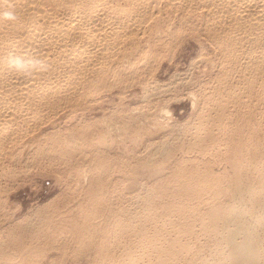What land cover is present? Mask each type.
I'll return each instance as SVG.
<instances>
[{
    "label": "rangeland",
    "instance_id": "obj_1",
    "mask_svg": "<svg viewBox=\"0 0 264 264\" xmlns=\"http://www.w3.org/2000/svg\"><path fill=\"white\" fill-rule=\"evenodd\" d=\"M159 1H161V2H159ZM202 1H204V0H202ZM121 2L123 3V0ZM167 4H168V7H166ZM157 5L159 6V8L156 7L153 14L150 16V18H148L149 20H151V18L153 20L155 19V21L152 20L153 21L152 22V21H149L147 19L148 23H146L147 22L146 21L145 22L146 25L141 24L142 25L141 27L143 28L144 32L140 33V37L143 35V33L146 36H143L141 38H137V39H135L136 41L135 40H129V38H127V39H125L126 42H124L123 45L121 46L122 50H125L128 52L131 51V53L133 55L135 54L136 56H138L139 52L141 51L139 57L141 59H142V57H144L145 60L142 61L144 59L143 58L141 60L142 63L139 62L138 60H133V61L138 62V64L141 63V66H142L141 68H139L140 64L138 65L136 62L131 67V65L128 64L129 61L128 60L125 61L126 59H128L127 57H123V59H122L121 56H119V58H121V61H119L120 59L119 60L116 59V61H119L122 65H124L123 64L124 62H126V63L128 62L127 64H125L123 66L124 68L121 67L122 73L119 72L117 74V72H115V74L119 75L118 76L119 78L116 77L117 75L113 74L114 73L113 69L116 68L115 66H113L114 63L116 62V61H114L112 63V67H110L111 71L109 69L108 74H106L107 76L105 75L106 77H108V79L104 76L103 79H105V80L102 79V82H104V83H102V85L101 84L96 85V86L91 85V86H89L90 87L89 92L86 93V91H84L83 92L84 94L80 93V95L79 94L74 95V98L72 99L73 102L75 100H78L79 97H82V98H79L80 100L74 102L75 106H73L72 100L71 101L68 100L69 102L67 101L65 103H62L63 105L60 104L61 108L60 109L57 108L59 110L57 111V109H56L55 110V112L57 111L56 113L53 111V112H50L49 114H47V116L45 114L40 118H36L34 120L35 122H33L32 119H31L32 122H31V120L28 121L25 125L22 126L23 132H22L21 128L16 129V130L13 129V131H11L12 133H10V134H12L11 137L4 142L5 145H3L4 147H2V150H1L2 152H0V155H1L0 156L1 157L0 158V167L2 168V170L0 168V188H1L0 189V196L1 195L3 196V197L1 196V198H0V200H1L0 201L1 202L0 203V216H1L0 219L2 221V222L0 221L1 222L0 225L1 226L4 225L3 226L4 230L0 226L1 227L0 232L3 230L1 232V234L3 236L0 235V238H1V240H4L5 238L8 240L11 238V235H12V237L14 239V236L16 234L17 235L15 236L16 237L15 240H12V242L14 241L13 244L11 243L12 238L8 241L5 239L4 242L0 240V245L3 246V247H1V249L4 250V253L6 252V254H4L3 256H9V257H5V258H0V260L2 259L1 260L2 262H0V264L1 263L5 264L6 262H7L6 264H11V263L12 264H14V263L15 264H28V263H30V264H33V263L34 264H117L118 262H119L118 264H120V263L121 264H125V263L126 264H141L142 262H144V260L146 261V259H149V258H150V261L151 260L154 261L158 258V256L163 260L162 264H198V263L204 264V261L211 262L213 260L212 256L214 254L213 253L214 251L211 250V248H213V246H214L213 244L215 243L214 240H216L217 234L215 231L212 232L208 228V222L210 220L209 215L211 212H213L214 210L217 209V205H218L217 202L219 201V199L220 200H226L230 196L229 192H226L224 190H226L228 188V186L232 180L231 175L233 174L234 164L239 160L238 154L239 153L245 154L247 152L245 150H248L250 147L249 151L241 158V160H242L243 158L246 157V160H249V159H251V157H253L252 152L253 151L256 152L255 150H257L258 153L257 154L254 153V157L252 159L257 157V160H259V163H260L259 166L263 165V166H261L260 169H261V171L264 172V169H263L264 164L262 163V162H264V158L260 157L262 155L263 150H264L263 149L264 148V145H263L264 142H262L260 144L261 140H264V136H263L264 135V123L262 122V120L264 119V95L262 94V92L264 91L263 90L264 89V86H263L264 85V81H263L264 73L261 72L260 76H256L255 77L256 80L254 78L256 83L254 81L255 84L253 83L254 85L250 86V87H252V89L250 87H248L250 89H247L245 82H243L242 78L238 77L236 75V72H235L236 69L234 67L228 66L231 64V62L228 60L227 61L228 64H227V62L224 61L225 59H223V57H222L223 56L222 54L224 52H222L220 47L217 45V42H215L216 40L213 39V37L212 38L210 37L213 33L212 30H214V32L219 31L221 26H222L221 24H223V23H221V21L219 19L220 16L217 13L213 12L214 7L213 8L211 7V6H213V3L210 4V6H209L210 8L207 7L208 4L206 6H201V4H199V6L198 5L196 6L197 8L191 6V8H188V10L183 9L186 11V13L183 12V10H181V9H174V8H172V6L170 7V4L167 2V0H158ZM163 7H165V9L167 8L168 10L167 9L165 10ZM162 8L165 10L164 13H163L164 10ZM203 8H204V10H203ZM208 8L213 9V11L212 10L209 11ZM207 9L209 12H207ZM195 10H197L198 12ZM175 11L176 12L178 11L179 13H176ZM180 11H182L184 14H182V12H180ZM187 11H188V13H187ZM193 11H195V12L192 13ZM166 13H167V15H166ZM173 13H175V14L173 15ZM158 14H160L159 16H161V17H159ZM186 14L189 16L184 18L183 16L184 15L187 16ZM213 14L216 17L215 19H214V17L211 16ZM215 14H217V16ZM168 15H170V16H168ZM204 15H207V17ZM171 16H173V17H171ZM178 16H179V18H178ZM157 17H159V18H157ZM166 17L167 18L169 17V18L167 19ZM161 18L162 19L166 18L167 21H166V19H164V21H163V20H161ZM177 19H178V21H177ZM179 19H181V20H179ZM182 19L186 24L188 23L189 25L187 26L186 24H184ZM185 19L186 20L188 19L187 20L188 22L185 21ZM212 19H214L215 21ZM162 21H163V23H162ZM200 21H203V22H200ZM209 21H213V22L208 23ZM214 22H216V23H214ZM191 23L194 25H192ZM153 24H155V25H153ZM156 25L159 27V29H158V27L156 28ZM170 25H171V27H170ZM181 25H182V27H181ZM204 25L205 26L207 25V26L205 27ZM153 26H155V28H153ZM166 26H168L170 28L169 29L170 31L168 30V28ZM190 26H192V27H190ZM197 26H200V27L197 28ZM160 27H161V29H160ZM164 27H166V28H164ZM177 27H179V28H177ZM208 27H209V29H208ZM193 28H195V29H193ZM149 29L151 30L152 34L149 33V31H150ZM177 29H181L182 31L180 32V30H178L180 32L179 33L177 31ZM216 29H218V30H216ZM155 30H158L159 33L157 31L154 32ZM171 30H174V32L177 31V33H175V35L177 34V39H176V36L174 35V32ZM200 30H202L204 33L201 32ZM210 31H212V32H210ZM205 32H207V33L210 32L211 35H207ZM165 33H167V34H165ZM170 33L174 36L175 41H173L172 35L169 36ZM195 33H197V34H195ZM155 34L158 36H156ZM164 34L167 37L168 36L171 37L170 39L172 40V42L168 41L170 39L166 38V36ZM178 34L179 35L182 34V35H180L178 37ZM154 35L156 37H154ZM160 35L164 36V37H161ZM164 38H166V39L164 40ZM151 39H153V40H151ZM137 40H139V41H137ZM155 40L158 41V43ZM147 41H148V43H151V44L154 41L153 42L154 44H152V45L150 44L148 46ZM165 41H166V43H165ZM144 42H146V43L144 44ZM173 42H174V45L172 44ZM139 43H140V45H139ZM160 43H163L164 46H165V44H166V46L168 44H170L169 45L170 49H169V46H167V47L165 46L166 47L165 48ZM157 44H159V45H157ZM136 45H138V47L135 48ZM141 45H143L144 48H141L142 47ZM153 45H155L156 47ZM160 45L163 46V48ZM145 46L147 48H145ZM123 47H125V49H123ZM150 47L153 49H151ZM135 49H137V50H135ZM147 49H150L149 51H151V52L149 53L147 51ZM157 49H159L160 51ZM142 50H143V52H142ZM155 50H157V51L155 52ZM146 51H147V53H146ZM158 51L161 53H159ZM148 53L151 55L153 54L154 56H151V57L152 58L154 57V59H151L150 56L148 55ZM155 53L158 54V56H159L158 58H157ZM145 54L148 57L145 56ZM220 54H221V56H220ZM141 55H142V57H141ZM208 55H209V58H208ZM201 56L206 57V58L201 59L200 58ZM139 57H138V59H140ZM149 58L151 59V61H149L150 60ZM193 58L194 59L197 58V60H199V61H196V59H195V62H194ZM220 59L224 63L222 61H220ZM148 61H149V63H148ZM153 62H155L156 64L155 63L152 64ZM120 63H119V65H120ZM220 63L223 64L222 66H224V65L225 66L223 68L221 67V69H222V70L220 69L221 71H218V69L220 68L219 65H221ZM136 64H137V66H136L137 70L135 67ZM149 65L150 66L152 65V66L150 67ZM126 66H128V67H126ZM145 66H147L148 69L150 67V69L148 70L147 68H145ZM228 67H230L231 69ZM127 69H132V70L130 71ZM211 69H212V73L210 72ZM226 69H229V70L226 71ZM124 70H126V73L124 72ZM185 70L186 71L188 70V71L185 73ZM138 71H139V73H138L139 75H137ZM182 71H184V72H182ZM228 71H230L232 73H230ZM146 72L147 73L152 72L151 74L153 76L151 74L150 75L147 74ZM174 72H175V74H174ZM219 72L226 73V75L223 74V76H227V77H224V79H223V77L218 75V74L222 75V73H219ZM233 72H235V73H233ZM127 73L129 74L128 76L131 75L132 77L130 76L128 78ZM184 73L186 74V76L184 75ZM124 74H126V76ZM172 74H174V75H172ZM177 75H178V77H177ZM123 76H125L127 78L125 79V77H123ZM139 76H140V78H138ZM150 76H152L154 78H152V77L150 78ZM209 76H210V78H209ZM216 76L220 77V80L218 79L219 81H217L215 79V78H217ZM180 77H181V80H179ZM229 77H231V78L238 77L240 79V81H237V84H236L238 87L236 86V87H234L236 89H233L235 94L232 91L229 94L230 97L233 96V94L235 96V97H231L230 100H229V98H227L229 96H226V94H225V91H229L230 88H233L232 84H231L232 82H230L231 80H229L231 78H229ZM257 77H259V78H257ZM120 78H122V82L119 81L120 85L115 84L118 82V80H121ZM131 78H133V80ZM144 78L147 79V83H146V80H144ZM175 78H177V79L174 80ZM185 78H187V79L184 80ZM212 78H213L214 82L212 81ZM111 79H113L114 81ZM129 79L132 81H135V83H136V80L137 81L140 80L142 83L140 85V82L138 81L139 83H137L138 85H136L134 82L132 83V81H130ZM150 79L153 81H150ZM106 80H108V81L110 80L112 84L108 81L106 82ZM128 80H129V82H128ZM148 80L150 83L151 82L153 83L156 80L155 81L156 83L157 82L159 83L161 81L160 84L161 83H163V84H161V86H160V84H156L154 82L155 85L151 83L152 84V87H151L150 86L151 84H149ZM164 80H169L170 82H168V81L164 82ZM234 80L236 81V78ZM234 80H232V81L234 82ZM209 81H211L212 83L209 84L210 83ZM221 81L228 82L229 84L223 83ZM143 82H144V84H143ZM241 82L244 84H242ZM106 83L107 84L110 83L111 87H113V89L110 87V85H108V87H106L107 85L103 86V84H106ZM122 83H123V85H122ZM129 83H130V86H129ZM221 83L227 84V85L225 86ZM238 83H239V85H238ZM165 84H167L168 87L165 86ZM215 84H217V85H215ZM241 84H242V86H241ZM259 84L263 86L262 89H260V87H262V86H258ZM169 85H171V86H169ZM205 85H207V86L205 87ZM208 85H210V86H208ZM211 85L214 87L213 88L214 90L216 89L215 91L212 89ZM244 85H245V87L243 88ZM114 86H117V87H114ZM148 86H149V88H148ZM153 86L155 88L157 87L156 89H159V90H155V92H153L156 94H153V93L148 94V93L152 92L151 90L155 89ZM217 86H218V88H217ZM223 86H224V89L221 90V88H223ZM144 87L146 88L145 89L146 91H144V89H143ZM159 87L161 88V90ZM122 88L124 89L123 92H122V90H123ZM203 88H204V91L206 90L204 93L201 92V91H203ZM103 89H104V91H103ZM211 89H212V91H211ZM218 89L221 91H218ZM225 89H227V90H225ZM244 89H246V90H244ZM93 90H95V92ZM96 90L98 92L100 90L101 91H100V93H98V92L96 93ZM119 90H121V91H119ZM147 90H149V92ZM209 90L211 91V93ZM223 90H224V92H223ZM240 90H243L241 92L242 95H240V93H239ZM248 90H250V91L248 92ZM261 90H263V91L260 94ZM188 91L191 93L190 96L187 95V94H189ZM236 91L239 94V96H241L240 97L241 99L239 98V96H237ZM120 92H122V93H120ZM219 92L221 93V97H223V99L220 97ZM258 92H259L260 96L262 95V97H260L258 95ZM197 93L199 96L195 95ZM208 93H210L212 96ZM142 94L145 96H143ZM202 94H205V96H203ZM213 94H215L214 97L217 96L218 94L219 95H218V97L213 98ZM146 95H148V96L146 97ZM193 95H194V97H193ZM206 95H208L207 96L208 98L206 97ZM248 95H249V99L247 98ZM77 96H78V98L76 99L75 97H77ZM200 96H202V99ZM236 96L239 98V100H234V99H238ZM254 96H256V97H254ZM96 97H98V98H96ZM143 97H144V99H143ZM203 97H206V100ZM211 97H212L213 101L210 100ZM219 97H220V99H219ZM242 97H244L243 100L246 101V102H244L245 104L247 103L246 105H244L242 103V101H243ZM258 97H259V99H258ZM217 98H218V100H216V101L221 102L224 105L225 109H222L220 107L221 105H219V102H217L218 104H214V102L216 103V101L214 99H217ZM250 98L252 101L250 100ZM255 98H257V102H256V100H255V102H253ZM83 99H85V100H83ZM193 99H195V102L198 100L200 103L199 102L195 103L193 101ZM95 100H96V102H94ZM203 100H205L206 103ZM209 100H210V102H209ZM249 100H250V102H249ZM228 101H230L232 104L230 105V103ZM237 101L239 102L238 104H237ZM87 102H88V104H90L89 105L90 107H88V104H86ZM92 102H94L93 105H92ZM201 102H202L203 106H201ZM208 102H209V104H208ZM233 102L236 103L237 105H234ZM204 103L208 106H204L205 105ZM255 103H256V105H255ZM259 103H261V104H259ZM70 104H72V105H70ZM241 104H243V105H241ZM79 105H81V106L79 107ZM196 105H198V106H196ZM232 105H233V107L235 106V109H237V110H234ZM69 106H72V108ZM162 106H164V108H162ZM165 106L167 109L166 114H164L165 113V111H164ZM86 107H88V108H86ZM200 107H202V109L204 108L205 110L203 109V111H201L202 109ZM213 107H214V109H213ZM243 107L244 108L246 107L247 110L249 109L251 112L249 110H248L249 112H247L246 108L244 109ZM254 107L257 109H254ZM81 108H83V110ZM209 108L212 109V112L215 113L214 114L215 116L214 115L212 116V112L210 111ZM219 108H221V109H219ZM231 108H232V110H230ZM251 108H252V110H251ZM71 109H74V110L70 111ZM78 109H80V110H78ZM158 109H160L159 110L160 112L157 111ZM207 109H209V110H207ZM226 109H227V111H226ZM238 109L241 110V112L240 111L238 112ZM197 110H199V112H197ZM213 110H215V111H213ZM161 111H163L164 113H162ZM204 111H206V112H204ZM207 111L210 112L211 115L209 113H207ZM232 111H235L234 114ZM196 112H197V114L199 113L197 118H195ZM219 112H221V113L223 112L222 114H224L223 115L224 117L220 116V119L218 118L219 120H221V123H219V121L215 122L216 116L221 114ZM237 112H238V114H237ZM67 113H69V114H67ZM241 113H243V116L240 115ZM71 114H73V115H71ZM225 114L228 115V117ZM231 114H232V116H231ZM52 115L55 117H52ZM103 115H105V117ZM106 115L109 118L107 120V122L110 121L111 116H112L111 121H114V122L110 121L111 122L110 125H109V123L104 122V120L106 121V119H105L107 117ZM234 115L237 118L234 117ZM239 115H240V117H239ZM244 115H246V116H244ZM48 116L50 119L48 118ZM65 116H67V117H65ZM69 116H71V117H69ZM200 116H201V118L203 117V119L200 118L201 121L199 122L198 117H200ZM207 116L209 118H206ZM254 116H255V118H253ZM98 117H100L102 120H100V118H99L97 120L98 121L97 122L95 119H97ZM102 117H104V118H102ZM211 117H212V121L210 119ZM213 117H214V120H213ZM229 117H231V118L233 117V119H231L232 121L229 120L230 119ZM238 117L240 119L242 117V119L245 122H243V120L241 119L242 124H240V120ZM224 118L225 119L229 118V119L226 121ZM246 118L248 120L247 121L248 124H246L247 123ZM256 118H258V119L256 120ZM196 119H197V121H196ZM206 119H210V120H206ZM235 119H237L236 120L237 122L234 121ZM260 119H261V121H259ZM90 120H91V122H94V120H95L93 125L90 123ZM249 120L253 123L250 125L251 128L249 126H247L251 123ZM40 121H42L43 126H42ZM63 121H64V123H63ZM101 121H102V123L104 122V124H108L109 125L108 128H106L107 125L103 126V129H104L103 130ZM195 121L197 122V124L199 123L198 125H200V127L196 128ZM79 122L82 125H80ZM84 122H85V125L88 122L90 124L88 123L87 126L84 125V127H85L84 128L83 127ZM187 122L189 124L191 123V127H188L189 124ZM210 122H211V124H210ZM257 122H259V124ZM260 122H261V124H260ZM33 123H35V124L33 125ZM97 123L100 125L99 126L96 125V128H95L94 124H97ZM112 123L114 124L113 126H112ZM115 123L117 125H115ZM193 123H194V127L196 128V130H195V128H193V125H192ZM212 123H215L214 124L215 126H213V127H215L214 129H211L212 128L211 125H213ZM234 123H237L239 126H237V124H234ZM39 124H40V126H39ZM73 124H75L76 126ZM118 124H119V127H121V128L123 127V128L118 129L117 128ZM203 124L205 126H203ZM207 124H209V126ZM217 124L221 125L222 128L219 127ZM254 124H255L256 128L254 127ZM36 125L38 126V129H37ZM72 125L75 127H73ZM224 125L227 128H225ZM259 125H262V128ZM29 126H31V127H29ZM66 126L68 127L67 128L68 132H70V133L72 132V136H70L71 138L68 137L70 135V133L66 132V128H65ZM71 126L73 127V129ZM77 126L79 127V129H77L78 128ZM81 126L83 128H81ZM97 126H98V128H97ZM206 126H208V127H206ZM216 126H218L219 129ZM32 127H33V129H32ZM69 127H70V129H69ZM86 127L87 128L93 127V128L92 129L89 128L90 131H88V132L86 131L84 133V131L87 130ZM240 127H245V128L241 129ZM52 128L55 130H53ZM58 128H60V129H58ZM63 128L65 129L66 134H65V132H63L64 131ZM75 128L77 130H79L81 133L84 129L85 130L83 131L82 134H80V136L78 134V136L76 137L77 138L76 140H73V136H76L77 133H80L78 131L76 132ZM94 128L99 133L94 131L93 130ZM231 128H232L233 132H232ZM236 128L238 129V131ZM253 128L257 129V131L260 130L259 131L260 133H257V131L255 129H254L255 130V132H254V130H252ZM258 128H259V130H258ZM30 129H32V130L30 131ZM44 129L45 130L47 129V130L45 131ZM56 129H58V130L56 131ZM100 129H102V130H100ZM202 129L203 130L205 129V130L203 131ZM215 129H218V130H216L217 132L215 131ZM239 129H240V132H239ZM249 129L251 130V132ZM261 129H263V131ZM48 130L50 133H48ZM50 130H52L54 134ZM206 130H207V132H206ZM228 130L231 133L228 132ZM18 131H21V132H18ZM43 131H45L44 132L45 134H43ZM59 131H61V133ZM101 131L107 132L106 133L107 135L105 133H102L104 135V137H105V135L107 136V137H105V138H107L106 141L104 139L105 142H102V144L105 143V144H103V146H102V144L99 145L100 143L96 142L97 141L96 137L101 135ZM193 131H195V132L197 131L195 136L193 134L194 133ZM209 131H211L210 132L211 135L215 136V138L212 139L213 138L212 137L211 139L205 140L204 146L199 145V147H198V144L200 143L201 138L202 139H203V137L206 138V136H207V138H210ZM223 131L226 134L227 133L228 134L226 135ZM246 131H249V132H246ZM24 132H26V133H24ZM58 132L61 135H57V134H59ZM94 132H96V134ZM202 132H204L205 134L208 133L209 135L208 134L203 135L204 133H202ZM220 132H223V134H221ZM51 133H52V135H51ZM55 133H56V135H55ZM73 133H75V134H73ZM86 133L88 134V136ZM90 133H93L92 135H94V134L96 135L95 136L96 141L92 140V139H94L93 138L94 136L92 137V135H90ZM239 133H241V134H239ZM247 133H251V134L248 135ZM48 134H50V135H48ZM63 134H65V136H63ZM216 134H218V135H216ZM254 134L257 136L259 135L258 138ZM44 135H48L49 137L44 136ZM66 135H68V136H66ZM189 135L194 136L195 138L190 137ZM196 135L198 137L199 136H201V137L198 138ZM13 136H15V137H13ZM26 136H28V137H26ZM36 136H37V139H39V138L40 139L39 140L35 139ZM50 136H52V137H50ZM59 136L61 138L58 140H55V139L59 138ZM216 136H218V137H216ZM235 136H239L240 138L235 137ZM247 136H249L248 141H247ZM32 137H33V139H31ZM54 137H56V138H54ZM83 137H84V139H83ZM187 137H190V138L188 139ZM223 137H224L225 141L223 140ZM228 137L229 138L233 137V138H231L233 140V143L231 142V139L228 140L229 139ZM261 137H262V139H260ZM13 138L15 139V141H17V142L19 141L18 143L21 145L22 149L24 148L23 144L26 142L25 148L22 151V153L20 152V150H22V149H20V145L17 144V142L15 143ZM21 138L23 141L21 140ZM218 138L220 139V142H219ZM249 138H253V139H250V141H249ZM34 139L38 143L29 142L30 144L27 145L28 144L27 141H34ZM42 139L45 142L42 141ZM161 139L165 140V141L162 140L163 142H165V145H163L164 143H162ZM192 139L193 140L195 139V140L193 141ZM79 140L81 142H79ZM158 140H160V144L158 143L159 142ZM196 140L199 141V143L197 142V144H195ZM215 140L218 142H214ZM235 140H238V141H236L234 143ZM254 140L256 141V143H257V141L258 142L260 141V142L255 144ZM41 141L43 143H41ZM59 141H60L61 145L59 144ZM192 141L194 142L196 147H195V145H193ZM206 141H208V142L206 143ZM10 142L17 145V147L15 145L11 144ZM95 142H96V145H99V148H98V146L94 145ZM106 142H107V144H106ZM153 142H155V143L153 144ZM210 142H213V144ZM251 142L254 143V146H252L253 148L256 147V145H257V147H256L257 149L252 148L253 150H251L250 145L251 144L253 145V143H251ZM31 143H33L35 145L38 144L37 147L41 146L40 147L41 150L39 148H36L35 145L34 146L36 149L32 148L33 144H31ZM91 143H93V144H91ZM217 143H219V144H217ZM7 144H9V145L7 146ZM40 144H42V145H40ZM72 144L77 145V146H75L76 148H74V145H72ZM206 144L208 147L210 146L209 147L210 150L208 149ZM246 144L247 145L250 144L249 147ZM259 144H260V147L258 149ZM30 145H31V148L29 147ZM43 145H45V146H43ZM52 145H54L55 147ZM65 145H66V147H65ZM68 145H71V146H68ZM178 145L180 147H178ZM13 146H14V148H12ZM78 146H79V149L77 148ZM243 146L244 147L246 146L248 148L243 149ZM261 146H262V148H261ZM51 147H53V148H51ZM57 147H58V150H57ZM61 147L62 148L64 147V148L62 149ZM69 147H70V149H69ZM200 147H203L202 148L203 151H201L202 149H200ZM3 148H5V149L3 150ZM8 148H10V152L8 151ZM72 148H74V149H72ZM64 149H66V151ZM80 149H82L83 151ZM240 149L242 150V152L240 151ZM5 150H7V152ZM27 150L30 153H28ZM36 150H37V152H36ZM38 150H40L39 153H38ZM54 150H56L58 154ZM62 150L64 152V155L66 154L65 152L68 151L67 153H69V154H66L67 158H66V155L65 156L62 155L63 154ZM97 150H99L100 152ZM260 150H261V152H259ZM41 151H43V152H41ZM78 151L79 152L82 151L83 153L81 152L80 154H83V155L78 154L79 153ZM90 151L91 152L95 151L94 152L95 154L94 153L90 154L91 153ZM96 151L98 152L97 153L98 155H96ZM102 151H103V153L104 152L105 153L103 154ZM11 152H13L14 154L12 155ZM10 153L12 155V158L10 157L11 156ZM35 153L37 155L39 154L38 155L39 157ZM87 153H89L90 155L89 154L87 155ZM30 154H32V155H30ZM51 154H52V156H50ZM77 154L79 155V157L77 156ZM241 154H239V156H241ZM15 155H16V157H15ZM56 155H58L59 157ZM68 155L70 158L68 157ZM72 155H73V158H71ZM91 155H94V156H92L93 161H91V158H88V156L91 157ZM100 155H101V157H102V155H105V156H103V158L101 159ZM255 155H257V156H255ZM26 156H27V158H26ZM55 156H56V158H55ZM60 156L62 157V159ZM96 156H98V159H96ZM106 156L108 157V159ZM262 156H264V153ZM30 157L32 158V161H30V159H31ZM76 157H78V158H76ZM83 157H85L86 159H84ZM6 158H8V159H6ZM21 158H22V160H21ZM87 158L89 161H87ZM10 159H11V161H10ZM79 159H81L80 163L77 164L76 161L79 162ZM109 159L111 162L109 161ZM84 160H85V162L84 163L82 162V164H81V161H84ZM94 160H96V161H94ZM100 160L102 161V165H104V164L105 165L107 164V165L106 166L104 165L105 167L102 166L100 164V162H101ZM103 160H105V163L103 162ZM23 161L25 162L24 164H23ZM97 161H98V163H96ZM88 162H89L90 166L88 165ZM93 162H95V168L98 170L97 171L95 169L96 170V171L94 170L95 173L93 172L94 168L92 167V166H94ZM107 162H109L110 164ZM26 163H27V165H26ZM68 163H70V164H68ZM73 163H75L74 166H73ZM2 164L3 165L5 164L6 166L4 165L5 166L4 167V166H2ZM96 164H97L98 168H97ZM80 165H82V166H80ZM108 165H109V167H107ZM75 166H77V168ZM88 166L91 168L90 169L87 168ZM26 167H28V168H26ZM73 167H75V169L77 171ZM81 167H82V169H81ZM84 167L86 169V172L84 171L85 170ZM70 168H73L75 171L73 169H72L73 170L72 171ZM99 168L102 170H99ZM105 168H107V169H105ZM78 171H79V174L81 176L77 173ZM102 171H103V174H102L103 178L101 176L98 177V175H101L99 173H102ZM91 172L93 173L92 175H90ZM97 172H99V173H97ZM72 173L74 176L72 175ZM94 174H96V175H94ZM218 175H220L221 179L215 181L214 176L217 177ZM178 176H179V178L180 177L181 178L179 179ZM81 177H82V180H81ZM183 177H184V179H183ZM191 177H193V178H191ZM90 178H91V181L93 179L94 182L93 181L91 182ZM96 178L99 181H100V179H101V181L103 179H105L103 181H106V182L102 181L103 184H99V185L105 186L104 189H106L107 192L102 188L103 186L101 187L99 185L98 186L95 185V183L97 182V181L95 182ZM202 178H204V179L202 180ZM183 180L184 181L189 180L188 182H191V183L193 182L192 184L194 186V189H191L190 191H186L184 187H179V181L182 182ZM99 181L96 184L101 183ZM104 183H106V184H104ZM91 184H92L93 189L94 188L95 189H94V192H93V189H91L92 194H90V196H89L88 190H89V193H91L90 189H89ZM225 186H226V189H225ZM92 187H90V188H92ZM98 187L102 188V189H98L97 190L98 192H97L96 188H98ZM221 187H223L224 192H219V189H221ZM1 191L3 193H1ZM105 192L108 194H106ZM3 194H5V195H3ZM93 194H94V196H93ZM104 194L107 198H105ZM96 196H98V197H96ZM100 196H102L103 198ZM90 197H91V199H90ZM92 197L93 198L96 197L97 201L95 200V198L93 199V201H96L98 203L99 207H98V205H96L97 204L96 202L92 203ZM2 198L3 199L5 198V199L3 200ZM108 198L111 200L109 201ZM136 198H138V199H136ZM99 199L100 200L102 199V200L100 201ZM104 199H105V201H103ZM107 200L112 205L111 207H110L109 203L106 202ZM101 202H105V203L103 204ZM152 202L154 204H156V206L152 205V208H148L150 206L149 203L151 204ZM91 203H92V206L90 205ZM99 203H101V204H99ZM102 204L105 206L108 204L110 208L109 207L107 208V207L103 206ZM115 206H117V207H115ZM1 207H3L2 208L3 211L1 210ZM50 207H52V208L55 207V208L52 209ZM121 207H123V208H121ZM37 208L39 209V211ZM111 208H113V209L115 208L116 210L115 209L113 210ZM55 209H56V211H55ZM108 209L111 210L110 212H112V211L117 212L118 210L124 209V212L126 214L129 215V213H130L129 217L133 218V222H134V225L136 228L141 223V221H145V223H144L145 225L144 224L143 225L145 226V229L147 230V232H149V234H152V232H154V230L157 227V229H158V231L156 233L157 235H155L153 241L151 243H148L146 246H144V244L141 243V236L138 233H135L134 231L127 232V235L129 234L127 236V235H125L126 232H121V230L120 231L118 230L117 235H116V233H114L116 230H115V228L113 230V227H112V225L114 223V221H112V218H113L112 214L113 213H109ZM85 210H86V212H85ZM46 211H47V213H46ZM121 211L123 212V210H121ZM3 212L8 217L5 216V218H4L5 214L3 215ZM44 212L46 213V215L49 216L48 219H47L48 216L46 217ZM140 212H141V214H145V212H147V214L149 216L145 220H140V218H138L141 215ZM48 213H50V214H48ZM53 213H55V214H53ZM25 214H27L28 216L26 215V217H25ZM42 214H43V216L46 217L47 221H46L45 217L42 216ZM50 215H51V217H50ZM107 216L110 218V220H109V218H106ZM133 216H136L137 218H135ZM53 217L55 218L54 220H53ZM62 217H64V218H62ZM101 217H102V219L99 220V218H101ZM103 217H105V218H103ZM8 218H9V221H8ZM20 218H22V219H20ZM12 219H13V221H12ZM25 219H27V221L29 220L28 223L30 222V224L26 223L27 221H25ZM37 219H40V220H37ZM66 219H67V221H66ZM17 220H18V222H17ZM20 220H22L23 222L26 223V225H25L26 227L24 226L23 222L21 224ZM10 221H12V222L10 223ZM19 221H20V224H19ZM49 221H50V224H49ZM52 221H54V222H52ZM83 221H85V222L83 223ZM35 222H37V223H35ZM51 222L54 224V226L56 224H57V226L54 227ZM8 223L10 225L11 224L12 225L9 226ZM33 224H34V226H33ZM46 224H48V225H46ZM106 224H108L107 228H106ZM40 225H42V226L45 225V226L42 227ZM49 225H50V227H49ZM147 225H148V227H147ZM187 225L191 226V229L188 232H186V231L183 232L184 227ZM16 226H17V228H16ZM18 226H20L21 228H19ZM30 226L31 227L33 226V227L31 228ZM11 227H13V228L15 227V228L12 229ZM8 228L10 230L12 229V231H10L11 235H10V233H8L9 231H7V230H9ZM16 229L18 230V233H17ZM58 229H60L59 233H62V234L58 233ZM100 229H101V231H100ZM13 230L15 233L14 236H13ZM109 230H110V232H109ZM106 232L107 233L109 232L110 234L108 233L107 235H105ZM198 232H199V234H198ZM4 234H7V236ZM118 234H120V235H118ZM121 234H122V236H121ZM187 235H188V237H187ZM205 235H207V237ZM210 235H213V238ZM114 236L115 237L118 236V238H115ZM135 236H136V238H135ZM183 236H185V237H183ZM200 237L204 241L201 240ZM18 238H20V240ZM183 238H184V240H183ZM197 238H199L202 242L200 243V240ZM17 239L19 241V244L21 242V244H20L21 247L18 244ZM134 239H135V241H134ZM136 239H138V240H136ZM173 239H175V243L169 247V243ZM193 239H194V241H193ZM125 241H126V243H125ZM1 242H3V243H1ZM7 242L9 243L10 246L7 245L8 244ZM193 242H194V244H193ZM212 242H214V243H212ZM123 243H124V245H123ZM185 243L188 245V246L186 245L185 248L180 246V245L185 244ZM22 244H24V245H22ZM127 245H130L131 247H133V248H128V249H130V251L133 252V255L135 257L132 255H131L132 257H129L128 255L125 254V252H126L125 247ZM29 246L31 248H29ZM204 246H205V248H204ZM206 246H207V248H206ZM141 247H143V248H141ZM8 248H9V251H8ZM10 248L14 249L15 251L13 250V252H12ZM159 248L161 249V251ZM209 248H210V250H209ZM3 250H2V252H3ZM16 250L18 252H16ZM211 251H212V253H211ZM36 253H38V254H36ZM9 254H12V255H9ZM20 254L22 257H20ZM62 254H64V255H62ZM112 254H113V257H112ZM194 254H196V255H194ZM27 255H29V256H27ZM105 255H106V257H105ZM12 256H13V258H11ZM14 256H17V257H14ZM109 256H111V257H109ZM178 256H180V257H178ZM186 256L188 257V259ZM19 257L21 260L19 259ZM129 258H132V259L129 260ZM3 259L6 261L3 262L4 261ZM9 260H11V262ZM118 260H120L122 262H120ZM24 261H25V263H23ZM31 261H32V263H31ZM263 261H264V259H263ZM263 264H264V262H263Z\"/></svg>",
    "mask_w": 264,
    "mask_h": 264
},
{
    "label": "bare ground",
    "instance_id": "obj_2",
    "mask_svg": "<svg viewBox=\"0 0 264 264\" xmlns=\"http://www.w3.org/2000/svg\"><path fill=\"white\" fill-rule=\"evenodd\" d=\"M122 0H0V11H11V10H14L17 14H18V19L15 21V22H12V21H8V20H0V152H2L1 150H2V147H4L3 145H5V141L6 140H8L10 137H11V135L12 134H10V133H12L11 131H13V129L14 130H16V129H20L21 128V130H22V126L23 125H25L28 121H30L31 119L33 120V122H35L34 120L36 119V118H40V117H42L43 115H45L46 114V116H47V114H49L50 112H55V110L57 109V108H61V106H60V104H62V103H65V102H67L68 100L69 101H71L73 98H74V95L76 94V95H80V93H83L84 91H86V93L87 92H89V89H90V87L89 86H91V85H93V86H96V85H102V83H104V82H102V79L104 78V76L106 75V74H108V70L110 69V67H112V63L114 62V61H116V59H120L119 61H121V58L123 59V57H127L128 59H124L125 61H129V65H131V67L134 65V63L136 62V61H133V60H138L139 62H141L142 63V61H144L145 60V58L144 57H142V55H141V57H142V59L139 57V55H140V52H139V55L138 56H136L135 54L133 55L132 53H131V51L130 52H128V51H125V50H122V48H121V46L123 45V43L124 42H126L125 41V39H127V38H129V40H135V39H137V38H141V37H143V36H146L144 33H143V35L140 37V33H142V32H144L143 31V28L141 27L143 24L144 25H146L145 24V22L147 21V19L148 18H150V16L153 14V12L155 11V8L156 7H158L159 8V6L157 5V1L158 0H123V3L121 2ZM159 2H161V1H159ZM167 2L170 4V7L172 6V8H174V9H181V10H183V9H187L188 10V8H191V6L192 7H195V8H197L196 6L198 5L199 6V4H201V6H206L207 4V7H209L210 6V4H212L213 3V6H211L213 9H214V11H213V9H209V11L210 10H212L213 12H215V13H217L219 16V19H220V21H221V23H223V24H221L222 26H221V28H220V30L219 31H216V32H214V30H212L213 31V33H212V35H211V33L210 32H212V31H210V32H205L207 35H211L210 37L212 38L213 37V39H215L216 41L215 42H217V45L220 47V49L222 50V52H224L222 55V57H223V59H225L224 61H230L231 62V64L230 65H228V66H230V67H234L235 69H236V75L238 76V77H241L242 78V80H243V82H245V85H246V87H247V89H252V87H250V86H253L255 83H256V76H260L261 75V72H263L264 73V0H204V1H202V0H167ZM166 4V3H165ZM166 7H168V4H167V6ZM169 7V8H170ZM157 8V9H158ZM164 9H165V7H163ZM162 8V9H163ZM156 9V10H157ZM163 9V10H164ZM167 9V8H166ZM165 9V10H166ZM194 9V8H193ZM200 9V8H199ZM208 9H207V12H209L208 11ZM165 10L163 11V13L165 12ZM168 10V9H167ZM190 10V9H189ZM198 10V9H197ZM197 10H195V11H197ZM202 10V9H201ZM203 10H204V8H203ZM159 11V10H158ZM195 11H193L192 13H194ZM176 12V11H175ZM180 12H182V11H180ZM183 12H185L186 13V11L185 10H183ZM182 12V14H184ZM198 12V11H197ZM201 12V11H200ZM172 13V12H171ZM176 13H179L178 11L176 12ZM187 13H188V11H187ZM191 13V14H192ZM157 14V13H156ZM175 13H173V15H174ZM217 14H215L216 16H217ZM160 14H158V16H159ZM166 15H167V13H166ZM187 15V14H186ZM156 16V15H155ZM168 16H170V15H168ZM189 15H187V16H183L184 18H186V17H188ZM204 16H206L207 17V15H204ZM212 17H214V19L216 18L215 16H214V14L213 15H211ZM159 17H161V16H159ZM159 17H157V18H159ZM171 17H173V16H171ZM182 17V16H181ZM167 18V17H166ZM166 18H164V19H166ZM169 18V17H168ZM167 18V19H168ZM178 18H179V16H178ZM210 18V17H209ZM164 19H162L161 18V20H163L164 21ZM167 19H166V21H167ZM191 19V18H190ZM202 19V18H201ZM204 19V18H203ZM206 19V18H205ZM214 19H212V20H214ZM149 20V19H148ZM153 19L151 18V20H149V21H152ZM179 20H181V19H179ZM188 20V19H187ZM186 19H185V21H187ZM208 20V19H207ZM206 20V21H207ZM210 20V19H209ZM153 21H155V19L153 20ZM152 21V22H153ZM163 21H162V23H163ZM165 21V22H166ZM169 21V20H168ZM174 21V20H173ZM172 21V22H173ZM177 21H178V19H177ZM182 21H183V19H182ZM215 21V20H214ZM184 22V21H183ZM188 22V21H187ZM200 22H203V21H200ZM212 23L213 21H209L208 23ZM146 23H148V21L146 22ZM157 23V22H156ZM168 23V22H167ZM171 23V22H170ZM169 23V24H170ZM175 23V22H174ZM181 23V22H180ZM214 23H216V22H214ZM142 24V25H141ZM184 24H186L185 22H184ZM192 24V23H191ZM196 24V23H195ZM153 25H155V24H153ZM165 25V24H164ZM163 25V26H164ZM168 25V24H167ZM187 26L189 25L188 23L186 24ZM192 25H194V24H192ZM202 25V24H201ZM152 26V25H151ZM173 26V25H172ZM177 26V25H176ZM179 26V25H178ZM205 26V25H204ZM207 26V25H206ZM205 26V27H206ZM215 26V25H214ZM148 27V26H147ZM158 26L156 25V28H157ZM167 28H168V30L170 29L168 26H166ZM166 27H164V28H166ZM170 27H171V25H170ZM181 27H182V25H181ZM190 27H192V26H190ZM196 27V26H195ZM200 26H197V28H199ZM204 27V28H205ZM153 28H155V26H153ZM177 28H179V27H177ZM185 28V27H184ZM158 29H159V27H158ZM160 29H161V27H160ZM176 29V28H175ZM174 29V30H175ZM193 29H195V28H193ZM206 29V28H205ZM208 29H209V27H208ZM212 29V28H211ZM150 30V29H149ZM174 30H171V31H173L174 32ZM178 30H180V32L182 31L181 29H177V31ZM216 30H218V29H216ZM158 32V30H155L154 32ZM160 31V30H159ZM170 31V30H169ZM177 31L176 32H174V35H175V33H177ZM196 31V30H195ZM201 32H203L202 30H200ZM207 31V30H206ZM179 32V31H178ZM179 32V33H180ZM149 33H151L152 34V32H151V30L149 31ZM159 33V32H158ZM168 33V32H167ZM167 33H165V34H167ZM187 33V32H186ZM204 33V32H203ZM157 34V33H156ZM155 34V35H156ZM164 34V35H165ZM190 34V33H189ZM195 34H197V33H195ZM154 35V37H156V36H158V35H156L155 36ZM172 34L170 33V35L169 36H171ZM180 35H182V34H180ZM179 34H178V37L180 36ZM206 35V36H207ZM161 36V35H160ZM166 36V35H165ZM167 37L166 36V38H168V39H170L171 37ZM173 36V35H172ZM176 36V39H177V34L175 35ZM195 36V35H194ZM149 37V36H148ZM147 37V38H148ZM151 37V36H150ZM161 37H164V36H161ZM199 37V36H198ZM146 38V37H145ZM158 38V37H157ZM166 38H164V40L166 39ZM173 38V41H175L174 40V36L172 37ZM197 38V37H196ZM144 39V38H143ZM156 39V38H155ZM159 39V38H158ZM198 39V38H197ZM209 39V38H208ZM207 39V40H208ZM151 40H153V39H151ZM136 41V40H135ZM137 41H139V40H137ZM142 41V40H141ZM156 41V40H155ZM160 41V40H159ZM162 41V40H161ZM168 41H170V42H172V40L170 39V40H168ZM150 42V41H149ZM154 42V41H153ZM152 42V44H154ZM157 43H158V41H156ZM137 43V42H136ZM146 42H144V44H145ZM147 43H148V41H147ZM165 43H166V41H165ZM211 43V42H210ZM151 43H148L147 45L149 46ZM151 44V45H152ZM160 44H162L163 45V43H160ZM173 45H174V42L172 43ZM139 45H140V43H139ZM156 45V44H155ZM155 45H153V46H155ZM157 45H159V44H157ZM170 44H168L167 46H169ZM142 47L141 48H144L143 47V45H141ZM161 46V45H160ZM164 46V45H163ZM163 46H161L162 48H163ZM165 46H166V44H165ZM164 46V47H165ZM166 46V47H167ZM136 47H138V45H136L135 46V48ZM140 47V46H139ZM152 47V46H151ZM150 47V48H151ZM156 47V46H155ZM159 47V46H158ZM165 47V48H166ZM128 48V47H127ZM145 48H147L146 46H145ZM149 48V47H148ZM172 48V47H171ZM218 48V47H217ZM123 49H125V47H123ZM129 49V48H128ZM131 49V48H130ZM138 49V48H137ZM137 49H135V50H137ZM140 49V48H139ZM151 49H153V48H151ZM156 49V48H155ZM161 49V48H160ZM169 49H170V46H169ZM219 49V48H218ZM146 50V49H145ZM144 50V51H145ZM150 49H147V51L150 53L151 51H149ZM157 50H159V49H157ZM157 50H155V52L157 51ZM162 50V49H161ZM164 50V49H163ZM147 51H146V53H147ZM160 51V50H159ZM158 51V52H159ZM214 51V50H213ZM220 51V50H219ZM133 52V51H132ZM137 52V51H136ZM142 52H143V50H142ZM163 52V51H162ZM135 53V52H134ZM148 53V55L150 56V58L151 59H154V57L152 58L151 56H154L153 54L151 55V54H149ZM153 53V52H152ZM159 53H161V52H159ZM207 53V52H206ZM216 53V52H215ZM214 53V54H215ZM142 54V53H141ZM156 54V56H157V58L159 57L158 56V54L157 53H155ZM209 54V53H208ZM213 54V55H214ZM221 54H220V56H221ZM16 57L17 58V60L20 62V67L18 68V69H13V68H11L10 66H9V63H8V61H9V58L10 57ZM119 56H121V58H119ZM145 56H147L146 54H145ZM161 56V55H160ZM211 56V55H210ZM138 57L140 58V59H138ZM148 57V56H147ZM149 58V59H150ZM201 59L203 58H206V57H203V56H201L200 57ZM208 58H209V55H208ZM215 58V57H214ZM151 59L149 60V61H151ZM156 59V58H155ZM194 59V58H193ZM196 59V61H199V60H197V58H195ZM195 59H194V62H195ZM200 59V60H201ZM222 59V58H221ZM220 59V61H222ZM123 60V61H124ZM142 60V61H141ZM158 60V59H157ZM206 60V59H205ZM209 60V59H208ZM212 60V59H211ZM214 60V59H213ZM119 61H116L115 63H114V65L113 66H115L114 68L115 69H113V71H114V73L113 74H115V72H117V74L120 72V73H122V69H121V67L122 68H124L123 66L125 65V64H127L126 62H124L123 64L124 65H122ZM149 61H148V63H149ZM203 61V60H202ZM120 63V65H119V63ZM156 62V61H155ZM155 62H153L152 64H154ZM205 62V61H204ZM223 62V61H222ZM40 63H43L46 67L42 70L41 69V67H40ZM137 64H138V62H136ZM141 63H139L140 64V66H139V68H141L142 66H141ZM144 63V62H143ZM147 63V62H146ZM224 63V62H223ZM137 64L135 65V67L137 66ZM138 64V65H139ZM156 64V63H155ZM191 64V63H190ZM194 64V63H193ZM199 64V63H198ZM221 65H219V69H218V71H221L222 69H221V67L223 68L224 66H222L223 64L222 63H220ZM227 64H228V62H227ZM226 64V65H227ZM128 65V66H129ZM197 65V64H196ZM128 66H126V67H128ZM150 66V65H149ZM152 66V65H151ZM150 66V67H151ZM119 67V68H118ZM130 67V66H129ZM130 67V68H131ZM150 67H149V69H150ZM230 67H228V68H230ZM134 68V67H133ZM145 68H147V66H145ZM154 68V67H153ZM117 69V70H116ZM121 69V70H120ZM143 69V68H142ZM148 69V68H147ZM148 69V70H149ZM221 69V70H220ZM231 69V68H230ZM127 70H132V69H127ZM136 70H137V67H136ZM227 70H229V69H226V71ZM110 71H111V69H110ZM112 71V72H113ZM141 71V70H140ZM146 71V70H145ZM188 71V70H187ZM186 70H185V73L187 72ZM231 71V70H230ZM230 71H228V72H230ZM233 71V70H232ZM124 72L126 73V70H124ZM134 72V71H133ZM132 72V73H133ZM153 72V71H152ZM152 72H150V73H147V74H151ZM182 72H184V71H182ZM209 72V71H208ZM210 72L212 73V69L210 70ZM217 72V71H216ZM225 72V71H224ZM222 73V72H219V73H222V75L221 74H218V75H220L221 77H223V79H224V77H227V76H223V74L224 75H226V73ZM227 72V73H228ZM235 72H233V73H235ZM111 73V72H110ZM109 73V74H110ZM139 73V71L137 72V75H139L138 74ZM145 73V74H146ZM177 73V72H176ZM184 73V75L186 76V74ZM230 73H232V72H230ZM262 73V74H263ZM117 74H115V75H117ZM134 74V73H133ZM144 74V73H143ZM146 74V75H147ZM174 74H175V72H174ZM174 74H172V75H174ZM178 74V73H177ZM180 74V73H179ZM189 74V73H188ZM210 74V73H209ZM125 76H126V74H124ZM129 74L127 73V76H128ZM136 75V76H137ZM152 75V74H151ZM183 75V74H182ZM216 75V74H215ZM107 76V75H106ZM105 76V77H106ZM111 76V75H110ZM113 76V75H112ZM119 75H117L116 77H118ZM125 76H123V77H125ZM131 76V75H130ZM130 76H128V78L130 77ZM153 76V75H152ZM152 76H150V78L152 77ZM176 76V75H175ZM174 76V77H175ZM189 76V75H188ZM187 76V77H188ZM115 77V78H116ZM121 77V76H120ZM122 77V78H123ZM132 77V76H131ZM145 77V76H144ZM177 77H178V75H177ZM182 77V76H181ZM181 77H180V79L179 80H181ZM213 77V76H212ZM217 77V76H216ZM219 77V76H218ZM215 78L217 81H219L220 80V77L219 78ZM232 77V76H231ZM231 77H229V78H231ZM238 77H235L236 78V81L234 80L235 78H231V79H229V80H231L230 82H232L231 84H232V87L233 88H230V90L229 91H225V94H226V96H229V94H230V92L232 91L233 93H234V90L233 89H236V88H234V87H236L237 85V81H240V79L238 78ZM107 79H108V77H106ZM119 78V77H118ZM117 78V79H118ZM122 78H120L121 80H118V82L117 83H115V84H119V81H121L122 82ZM127 77H125V79H126ZM138 78H140V76L138 77ZM152 78H154V77H152ZM184 78V77H183ZM182 78V79H183ZM209 78H210V76H209ZM214 78V77H213ZM213 78H212V81H213ZM254 78H255V80H254ZM257 78H259V77H257ZM132 80H133V78H131ZM143 79V78H142ZM141 79V80H142ZM177 78H175L174 80H176ZM187 78H185L184 80H186ZM214 79V80H215ZM219 79V80H218ZM227 79V78H226ZM263 79V78H262ZM103 80H105V79H103ZM111 80H113V79H111ZM130 80V79H129ZM129 80H128V82H129ZM132 80H130V81H132ZM144 80H146V83H147V79H145L144 78ZM173 80V81H174ZM228 80V81H229ZM232 80H234V82L232 81ZM108 80H106V82H107ZM114 81V80H113ZM126 81V80H125ZM139 82H140V85H141V81L140 80H138ZM137 80H136V83H135V81H132V83L134 82L136 85H138L137 83H139ZM143 81V80H142ZM150 81H153V80H151L150 79ZM156 81V80H155ZM154 81V82H155ZM158 81V80H157ZM165 81H168V82H170L169 80H164V82ZM178 81V80H177ZM216 81V82H217ZM254 81H255V83H254ZM261 81V80H260ZM259 81V82H260ZM263 81H264V79H263ZM262 81V82H263ZM108 82H110L111 83V81L109 80ZM148 82H149V80H148ZM152 83V84H154L155 85V83ZM161 82V81H160ZM160 82L158 83H156V84H160ZM210 83L209 84H211L212 82L211 81H209ZM214 82V81H213ZM221 82H223V81H221ZM261 82V83H262ZM103 84V86L104 85H107L106 87H108V85H110V87H111V84ZM125 83V82H124ZM145 83V84H146ZM150 82H149V84H151ZM223 83H227V84H229L228 82H223ZM223 83H221V84H223ZM242 83V82H241ZM254 83V84H253ZM143 84H144V82H143ZM148 84V85H149ZM152 84L150 85L151 87H152ZM161 84H163V83H161ZM161 84H160V86H161ZM169 84V83H168ZM207 84V83H206ZM218 84V83H217ZM217 84H215V85H217ZM220 84V83H219ZM227 84H223V85H227ZM242 84H244V83H242ZM242 84H241V86H242ZM263 84V83H262ZM120 85V84H119ZM122 85H123V83H122ZM121 85V86H122ZM147 85V84H146ZM145 85V86H146ZM238 85H239V83H238ZM245 85L243 86V88L245 87ZM92 86V87H93ZM118 86V85H117ZM117 86H114V87H117ZM125 86V85H124ZM129 86H130V83H129ZM132 86V85H131ZM157 86V85H156ZM164 86V85H163ZM162 86V87H163ZM165 86H167L168 87V85L167 84H165ZM164 86V87H165ZM169 86H171V85H169ZM202 86V85H201ZM207 85H205V87H206ZM208 86H210V85H208ZM212 86V85H211ZM219 86V85H218ZM218 86H217V88H218ZM231 86V85H230ZM258 86H262V85H258ZM264 86V85H263ZM263 86L262 87H260V89H262L263 88ZM105 87V88H106ZM143 87V86H142ZM154 87V86H153ZM166 87V88H167ZM204 87V86H203ZM220 87V86H219ZM238 87V86H237ZM240 87V86H239ZM248 87H250V88H248ZM95 88V87H94ZM103 88V87H102ZM112 89H113V87H111ZM148 88H149V86H148ZM147 88V89H148ZM155 88V87H154ZM157 88V87H156ZM153 89V90H151L152 92L151 93H148V94H152L153 92H155V90H159V89ZM160 88V87H159ZM211 88V87H210ZM214 87L212 86V89H213ZM216 88V87H215ZM242 88V89H243ZM259 88V87H258ZM96 89V88H95ZM108 89V88H107ZM106 89V90H107ZM123 89V88H122ZM126 89V88H125ZM144 89V91H146L145 89V87L143 88ZM165 89V88H164ZM168 89V88H167ZM212 89H211V91H212ZM222 89H224V86H223V88H221V90ZM241 89V88H240ZM255 89V88H254ZM98 90V89H97ZM96 90V93L98 92ZM160 90H161V88H160ZM214 90V89H213ZM216 90V89H215ZM214 90V91H215ZM221 90H219L218 89V91H221ZM225 90H227V89H225ZM239 90V89H238ZM237 90V91H238ZM244 90H246V89H244ZM264 90V89H263ZM263 90H261L260 91V94H261V92L263 91ZM94 92H95V90H93ZM101 91V90H100ZM100 91L98 92V93H100ZM103 91H104V89H103ZM119 91H121V90H119ZM124 91V89L122 90V92ZM143 91V90H142ZM148 92H149V90H147ZM206 91V90H205ZM204 91V88H203V91H201V92H205ZM210 91V90H209ZM211 91H210V93H211ZM237 91H236V94H237V96H239V94L237 93ZM243 90H240V95H242L241 94V92H242ZM250 90H248V92H249ZM255 91V90H254ZM91 92V91H90ZM118 92V91H117ZM122 92H120V93H122ZM185 92V91H184ZM183 92V93H184ZM200 92V93H201ZM208 92V91H207ZM223 92H224V90H223ZM253 92V91H252ZM85 93V94H86ZM92 93V92H91ZM147 93V92H146ZM188 93L189 94H187V95H191V93L188 91ZM210 93H208V94H210ZM214 93V92H213ZM218 93V92H217ZM216 93V94H217ZM220 93V92H219ZM247 93V92H246ZM84 94V93H83ZM89 94V93H88ZM153 94H156V93H153ZM235 94V93H234ZM234 94H233V96H231V97H235L234 96ZM249 94V93H248ZM256 94V93H255ZM262 94L264 95V91L262 92ZM143 95V94H142ZM195 95H198V93L197 94H195ZM203 96H205V94H202ZM211 95V94H210ZM214 95L215 94H213V98H216V97H218V95L217 96H215L214 97ZM232 95V94H231ZM258 95H259V92H258ZM83 96V95H82ZM85 96V95H84ZM87 96V95H86ZM98 96V95H97ZM143 96H145V95H143ZM148 95H146V97H147ZM199 96V95H198ZM208 95H206V97H207ZM212 96V95H211ZM225 96V97H226ZM236 96V97H237ZM247 96V95H246ZM252 96V95H251ZM260 96V95H259ZM91 97V96H90ZM95 97V96H94ZM193 97H194V95H193ZM192 97V98H193ZM201 97V99H202V96H200ZM206 97H203L205 100H206ZM220 97H221V93H220ZM220 97H219V99H220ZM230 96L229 97H227V98H229V100H230V98H231ZM241 96H239V98H240ZM254 97H256V96H254ZM260 97H262V95L260 96ZM76 99L78 98V96L77 97H75ZM79 98H82V97H79ZM78 98V100H80ZM96 98H98V97H96ZM208 98V97H207ZM222 99H223V97H221ZM238 98V97H237ZM239 98L238 99H234V100H239ZM243 98L244 97H242V100H243ZM248 99H249V95H248V97H247ZM143 99H144V97H143ZM241 99V98H240ZM246 99V98H245ZM258 99H259V97H258ZM78 100H75V101H78ZM83 100H85V99H83ZM97 100V99H96ZM96 100L94 101V102H96ZM205 100H203L204 102H205ZM208 100V99H207ZM210 100H212V97H211V99ZM210 100H209V102H210ZM215 101L216 100H218V98L217 99H214ZM241 100V101H242ZM247 100V99H246ZM250 100H251V98H250ZM250 100H249V102H250ZM255 100H256V102H257V98H255L254 99V101L253 102H255ZM68 101V102H69ZM74 101V102H75ZM193 101L195 102V99H193ZM192 101V102H193ZM202 101V100H201ZM213 101V100H212ZM222 101V100H221ZM233 101V100H232ZM240 101V102H241ZM252 101V100H251ZM259 101V100H258ZM262 101V100H261ZM72 102H73V100H72ZM74 102H73V106H75V104H74ZM84 102V101H83ZM86 102V101H85ZM89 102V101H88ZM88 102L86 103V104H88ZM94 102H92V105H93V103ZM193 102V103H194ZM197 103L199 102L198 100L196 101ZM195 102V103H196ZM209 102H208V104H209ZM217 102H219V101H216V103L214 102V104H218ZM224 102V101H223ZM226 102V101H225ZM229 103H230V105L232 104L230 101H228ZM227 102V103H228ZM235 102V101H234ZM233 102V103H234ZM244 102H246L245 100H243L242 101V103L244 104V105H246ZM79 103V102H78ZM90 103V102H89ZM200 103V102H199ZM206 103V102H205ZM204 103V104H205ZM239 102L237 101V104H238ZM252 103V102H251ZM262 103V102H261ZM261 103H259V104H261ZM225 104V103H224ZM236 103H234V105H237ZM243 104H241V105H243ZM250 104V103H249ZM258 104V103H257ZM63 105V104H62ZM66 105V104H65ZM70 105H72V104H70ZM84 105V104H83ZM90 104H88V107H90L89 106ZM200 105V104H199ZM211 105V104H210ZM213 105V104H212ZM219 105H221L220 107L222 108V109H225L224 108V105L221 103V102H219ZM228 105V104H227ZM255 105H256V103H255ZM254 105V106H255ZM67 106V105H66ZM81 105H79V107H80ZM85 106V105H84ZM196 106H198V105H196ZM201 106H203L202 105V102H201ZM204 106H208V105H204ZM251 106V105H250ZM249 106V107H250ZM253 106V105H252ZM64 107V106H63ZM69 107H71L72 108V106H69ZM78 107V108H79ZM88 107H86V108H88ZM211 107V106H210ZM217 107V106H216ZM219 107V106H218ZM226 107V106H225ZM232 107H233V105H232ZM242 107V106H241ZM247 107V106H246ZM245 107V108H246ZM257 107V106H256ZM66 108V107H65ZM85 108V109H86ZM159 108V107H158ZM161 108V107H160ZM162 108H164V106H162ZM195 108V107H194ZM201 109H202V107H200ZM206 108V107H205ZM221 108H219V109H221ZM234 108V110H237V109H235V106L233 107ZM244 108V107H243ZM244 108V109H245ZM248 108V107H247ZM247 108H246V110H247ZM258 108V107H257ZM257 108H255L254 107V109H257ZM59 109H57V111L59 110ZM75 109V108H74ZM74 109H71L70 111H72V110H74ZM82 110H83V108H81ZM84 109V110H85ZM200 109V110H201ZM204 109V108H203ZM203 109L201 110V111H203ZM210 109V111L212 112V109L211 108H209ZM209 109H207V110H209ZM213 109H214V107H213ZM69 110V109H68ZM78 110H80V109H78ZM81 110V111H82ZM160 109H158L157 111L158 112H160L159 111ZM205 110V109H204ZM218 110V109H217ZM230 110H232V108L230 109ZM229 110V111H230ZM249 110V109H248ZM247 110V112H249ZM251 110H252V108H251ZM56 111V112H57ZM66 111V110H65ZM76 111V110H75ZM164 111H165V113L163 112V111H161L162 113H164V114H166L167 113V109H166V106H165V109H164ZM213 111H215V110H213ZM219 111V110H218ZM221 111V110H220ZM223 111V110H222ZM226 111H227V109H226ZM241 112V110H239L238 109V112ZM256 111V110H255ZM55 112V113H56ZM60 112V111H59ZM64 112V111H63ZM78 112V111H77ZM197 112H199V110H197ZM197 112H196V116H195V118H197V116L199 115V113L197 114ZM204 112H206V111H204ZM231 112V111H230ZM233 112V114H234V112L235 111H232ZM238 112H237V114H238ZM243 112V111H242ZM251 112V111H250ZM70 113V112H69ZM69 113H67V114H69ZM203 113V112H202ZM207 113H209L210 114V112H208L207 111ZM217 113V112H216ZM219 113H221V112H219ZM223 113V112H222ZM219 114V115H217L216 116V118H215V122L216 121H219V123H221V120H219L220 119V116H223L224 114ZM227 113V112H226ZM244 113V112H243ZM243 113H241L240 115H242L243 116ZM246 113V112H245ZM256 113V112H255ZM254 113V114H255ZM260 113V112H259ZM201 114V113H200ZM215 113L214 112H212V116L214 115ZM230 114V113H229ZM248 114V113H247ZM246 114V115H247ZM262 114V113H261ZM56 115V114H55ZM71 115H73V114H71ZM109 115V114H108ZM133 115V114H132ZM205 115V114H204ZM207 115V114H206ZM211 115V114H210ZM226 115V114H225ZM240 115H239V117H240ZM246 115H244V116H246ZM250 115V114H249ZM104 117H105V115H103ZM107 116V115H106ZM203 116V115H202ZM215 116V115H214ZM219 116V117H218ZM227 117H228V115H226ZM225 116V117H226ZM231 116H232V114H231ZM52 117H55V116H53L52 115ZM65 117H67V116H65ZM69 117H71V116H69ZM104 117H102V118H104ZM130 117V116H129ZM194 117V116H193ZM224 117V116H223ZM234 117H236L235 115H234ZM238 117V118H239ZM250 117V116H249ZM48 118H49V116H48ZM100 117H98L97 119H95L96 121L99 119ZM201 116L200 117H198V120H199V122L201 121V119H203V117L201 118ZM206 118H209L208 116L206 117ZM219 118V119H218ZM230 118V119H229ZM229 118H224L226 121L229 119L230 121H232L231 119H233V117L231 118V117H229ZM237 118V117H236ZM248 118V117H247ZM247 118H246V122L248 121L247 120ZM253 118H255V116L253 117ZM262 118V117H261ZM43 119V118H42ZM50 119V118H49ZM54 119V118H53ZM106 119V121L104 120V122L105 123H109V125H110V123L111 122H114V121H111L112 120V116H111V119H110V121L109 122H107V120L109 119L108 118V116L105 118ZM193 119V118H192ZM211 119V121H212V117L210 118ZM210 119H206V120H210ZM241 119H242V117H241ZM241 119L239 118V120H240V124H242L241 123ZM245 119V118H244ZM258 118H256V120H257ZM263 119V118H262ZM32 120H31V122H32ZM40 120V119H39ZM95 120H94V122H95ZM100 120H102L101 118H100ZM195 120V119H194ZM193 120V121H194ZM213 120H214V117H213ZM223 120V119H222ZM224 120V121H225ZM237 119H235L234 121H236ZM243 120V119H242ZM253 120V119H252ZM264 120V119H263ZM262 120V122L264 123V121ZM93 121V120H92ZM196 121H197V119H196ZM195 121V123H196V128L197 127H200V125H198L197 124V122ZM229 121V122H230ZM233 121V122H234ZM250 121V120H249ZM254 121V120H253ZM259 121H261V119L259 120ZM41 122V124H42V126H43V123H42V121H40ZM94 122H91V120H90V123L93 125V123ZM98 122V121H97ZM100 122V121H99ZM104 122L102 123V121H101V124H102V129H103V126H106V128H108V124H104ZM116 122V121H115ZM190 122V121H189ZM204 122V121H203ZM237 122V121H236ZM243 122H245L244 120H243ZM251 122V121H250ZM63 123H64V121H63ZM80 123V122H79ZM89 123V122H88ZM87 123V124H88ZM89 123V124H90ZM117 123V122H116ZM115 123V125H117ZM188 123V122H187ZM186 123V124H187ZM218 123V122H217ZM224 123V122H223ZM222 123V124H223ZM258 124H259V122H257ZM262 123V124H263ZM32 124V123H31ZM35 123H33V125H34ZM87 124L85 125V122H84V124H83V127H84V125L85 126H87ZM104 124V125H103ZM121 124V123H120ZM189 124V123H188ZM187 124V125H188ZM210 124H211V122H210ZM213 125H211V129H214L215 127H213V126H215L214 124L215 123H212ZM234 124H237V123H234ZM246 124H248V122L246 123ZM245 124V125H246ZM251 124H253L252 122L249 124V125H247V126H249L250 127V125ZM256 124V123H255ZM255 124H254V127H255ZM260 124H261V122H260ZM29 125V124H28ZM27 125V126H28ZM68 125V124H67ZM73 125H75V124H73ZM72 125V126H73ZM79 125V124H78ZM80 125H82L81 123H80ZM95 126V128H96V125H100V124H94ZM114 124L112 123V126H113ZM124 125V124H123ZM185 125V124H184ZM193 125V128H195L194 127V123L192 124ZM198 125V126H197ZM208 126H209V124H207ZM218 125V124H217ZM227 125V124H226ZM230 125V124H229ZM228 125V126H229ZM257 125V124H256ZM26 126V127H27ZM39 126H40V124H39ZM71 126V127H72ZM76 126V125H75ZM75 126H73V127H75ZM98 126H97V128H98ZM186 126V125H185ZM202 126V125H201ZM203 126H205L204 124H203ZM208 126H206V127H208ZM219 127H221V125H218ZM218 126H216L217 128H218ZM223 126V125H222ZM234 126V125H233ZM237 126H239L238 124H237ZM244 126V125H243ZM253 126V125H252ZM259 126H261V128H262V125H259ZM29 127H31V126H29ZM36 127H37V129H38V126L36 125ZM35 127V128H36ZM73 127H72V129H73ZM78 127V126H77ZM76 127V128H77ZM82 126H81V128H83ZM115 127V126H114ZM188 127H191V123L189 124V126ZM205 127V128H206ZM224 127H225V125H224ZM232 127V126H231ZM235 127V126H234ZM34 128V129H35ZM40 128V127H39ZM55 128V127H54ZM66 128V132L67 133H70V132H68V127L66 126L65 127ZM75 128V129H76ZM80 128V129H81ZM85 128V127H84ZM90 129H92L93 127H89ZM89 128H87L86 127V129L87 130H83L84 131V133L87 131H90L89 130ZM93 129L94 131H96V129ZM116 128V127H115ZM118 129L119 128H121V127H119V124H118V127H117ZM123 128V127H122ZM121 128V129H122ZM196 128H195V130H196ZM202 128V127H201ZM204 128V127H203ZM222 128V127H221ZM220 128V129H221ZM225 128H227V127H225ZM224 128V129H225ZM229 128V127H228ZM238 128V127H237ZM236 128V129H237ZM241 129L242 128H245V127H240ZM251 128V127H250ZM256 128V127H255ZM255 128H253L252 130H254ZM26 129V128H25ZM32 129H33V127H32ZM32 129H30V131L32 130ZM53 129V128H52ZM58 129H60V128H58ZM58 129H56V131L58 130ZM64 129V128H63ZM69 129H70V127H69ZM77 129H79V127L77 128ZM76 129V132L78 131V132H80L79 130H77ZM102 129H100V130H102ZM219 129V128H218ZM218 129H215V131L216 130H218ZM223 129V130H224ZM45 130V129H44ZM47 130V129H46ZM45 130V131H46ZM53 130H55V129H53ZM104 130V129H103ZM203 130V129H202ZM205 130V129H204ZM203 130V131H204ZM231 130H232V128H231ZM250 130V129H249ZM256 131H257V129H255ZM255 130H254V132H255ZM258 130H259V128H258ZM262 131H263V129H261ZM36 131V130H35ZM45 131H43V134H45L44 132ZM52 133H53V131L52 130H50ZM62 131V130H61ZM61 131H59L60 133H61ZM74 131V130H73ZM83 131H82V133H83ZM120 131V130H119ZM125 131V130H124ZM200 131V130H199ZM225 131V130H224ZM223 131V132H224ZM237 131H238V129H237ZM260 131V130H259ZM259 131H257V133H260ZM18 132H21V131H18ZM22 132H23V130H22ZM42 132V131H41ZM55 132V131H54ZM58 132V133H59ZM63 132H65V129H64V131ZM62 132V133H63ZM66 132H65V134H66ZM75 132V133H76ZM97 133H99L98 131H96ZM96 132H94L95 134H96ZM194 133V136H195V134L197 133V131L195 132V131H193ZM206 132H207V130H206ZM211 131H209V134H210V138H207V136H206V138L205 137H203V139L201 138V141H200V143H199V141H197L196 140V143L195 144H197V142L199 143L198 144V147H199V145L200 146H204V141L205 140H208V139H211L212 137V139H214L215 138V136H212L211 135V133H210ZM217 132V131H216ZM223 132H220L221 134H223ZM226 132V131H225ZM224 132V133H225ZM228 132H230L229 130H228ZM232 132H233V130H232ZM235 132V131H234ZM239 132H240V129H239ZM246 132H249V131H246ZM245 132V133H246ZM250 132H251V130H250ZM253 132V133H254ZM17 133V132H16ZM15 133V134H16ZM24 133H26V132H24ZM33 133V132H32ZM31 133V134H32ZM48 133H50L49 132V130H48ZM52 133H51V135H52ZM57 133V132H56ZM56 133H55V135H56ZM57 134V135H61V134ZM75 133H73V134H75ZM81 132L80 133H77V135L76 136H73V140H76L77 138V136H78V134H79V136H80V134H82ZM102 133H107V132H103V131H101V135L100 136H98V137H96L97 138V141H96V138H95V134L94 135H92L93 133H90V135H92V137L94 138V139H92V140H95L97 143H100L99 145H101L102 144V142H105L106 141V139L107 138H105V137H107L106 135H105V137H104V135L102 134ZM199 133V132H198ZM202 133H204V132H202ZM214 133V132H213ZM231 133V132H230ZM23 134V133H22ZM21 134V135H22ZM30 134V133H29ZM28 134V135H29ZM54 134V133H53ZM65 134H63V136H65ZM87 134V133H86ZM201 134V133H200ZM206 134H208V133H206ZM205 133L203 134V135H206ZM208 134V135H209ZM215 134V133H214ZM213 134V135H214ZM226 134V133H225ZM228 134V133H227ZM226 134V135H227ZM234 134V133H233ZM239 134H241V133H239ZM248 135L249 134H251V133H247ZM14 135V134H13ZM17 135V134H16ZM15 135V136H16ZM48 135H50V134H48ZM48 135H44V136H48ZM69 135V134H68ZM68 135H66V136H68ZM216 135H218V134H216ZM225 135V136H226ZM255 135V134H254ZM253 135V136H254ZM261 135V134H260ZM15 136H13V137H15ZM42 136V135H41ZM70 136H72V132L70 133V135L68 136L69 138H71ZM87 136H88V134H87ZM190 137H194V136H191V135H189ZM197 136V135H196ZM240 136V135H239ZM239 136H235V137H239ZM255 136H257V135H255ZM259 136V135H258ZM258 136H257V138H258ZM264 136V135H263ZM262 136V137H263ZM20 137V136H19ZM18 137V138H19ZM22 137V136H21ZM26 137H28V136H26ZM49 137V136H48ZM50 137H52V136H50ZM190 137H187L188 139L190 138ZM198 137V136H197ZM199 137H201V136H199ZM198 137V138H199ZM216 137H218V136H216ZM222 137V136H221ZM248 137L249 136H247V141H248ZM262 137L260 138V139H262ZM23 138V137H22ZM22 138H21V140H22ZM39 138V137H38ZM45 138V137H44ZM54 138H56V137H54ZM61 137L59 136V138H57V139H55V140H58V139H60ZM63 138V137H62ZM195 138V137H194ZM227 138V137H226ZM229 138V137H228ZM231 138H233V137H231ZM231 138H229L228 140H230ZM240 138V137H239ZM238 138V139H239ZM242 138V137H241ZM256 138V137H255ZM254 138V139H255ZM12 139V138H11ZM14 139V138H13ZM20 139V138H19ZM31 139H33V137L31 138ZM35 139H37V136H36V138ZM35 139H34V141H27V145H29L30 143L29 142H36V143H38L37 141H35ZM40 139V138H39ZM39 139H37V140H39ZM46 139V138H45ZM50 139V138H49ZM66 139V138H65ZM64 139V140H65ZM79 139V138H78ZM83 139H84V137H83ZM104 139H105V141H104ZM219 139V138H218ZM250 139H253V138H249V141H250ZM20 140V141H21ZM30 140V139H29ZM63 140V139H62ZM81 140V139H80ZM79 140V142H81ZM162 140H164V139H161V141ZM193 140V139H192ZM195 140V139H194ZM193 140V141H194ZM217 140V139H216ZM214 141V142H218V141ZM223 140H224V137H223ZM227 140V139H226ZM240 140V139H239ZM258 140V139H257ZM14 141H15V139H14ZM13 141V142H14ZM23 141V140H22ZM42 141H44L43 139H42ZM41 141V143H43ZM53 141V140H52ZM83 141V140H82ZM85 141V140H84ZM159 142V144H160V140H158ZM165 141V140H164ZM192 141V142H193ZM225 141V140H224ZM236 141H238V140H235L234 141V143L236 142ZM255 141V140H254ZM9 142V141H8ZM7 142V143H8ZM17 141H15V143H16ZM19 142V141H18ZM17 142V144H19ZM45 142V141H44ZM96 142H95V146H98V148H99V145H96ZM208 141H206V143H207ZM219 142H220V139H219ZM222 142V141H221ZM231 142L233 143V140L231 139ZM260 142V141H259ZM258 141H257V143H259ZM262 142H264V140H261V142H260V144L262 143ZM11 143V142H10ZM26 143V142H25ZM25 143L23 144L24 145V148H25ZM33 143H31V144H33ZM40 143V142H39ZM49 143V142H48ZM63 143V142H62ZM94 143V142H93ZM93 143H91V144H93ZM155 142H153V144H154ZM162 143H164L163 145H165V142H163L162 141ZM161 143V144H162ZM210 143H212L213 144V142H210ZM227 143V142H226ZM251 143H253V142H251ZM256 143V141H255V144H257ZM11 144H13V143H11ZM59 144H60V141H59ZM103 144H105V143H103ZM103 144H102V146H103ZM106 144H107V142H106ZM157 144V143H156ZM194 144V142H193V145H195ZM217 144H219V143H217ZM260 144H259V146H258V149H259V147H260ZM9 144H7V146H8ZM13 145H15V144H13ZM20 145V144H19ZM35 144H33L32 145V148H35V146H36V148H39L40 149V147L38 146L37 147V145H35ZM40 145H42V144H40ZM47 145V144H46ZM61 145V144H60ZM64 145V144H63ZM62 145V146H63ZM72 145H74V144H72ZM209 145V144H208ZM215 145V144H214ZM247 145V144H246ZM249 145L250 144H248L247 146L249 147ZM263 145H264V143H263ZM16 147H17V145H15ZM43 146H45V145H43ZM42 146V147H43ZM52 146H54V145H52ZM68 146H71V145H68ZM75 146H77V145H74V148H76ZM106 146V145H105ZM158 146V145H157ZM206 146H207V144H206ZM212 146V145H211ZM251 146V150H253V149H257L256 147H257V145H256V147H252V146H254V143H253V145L251 144L250 145ZM30 148H31V145L29 146ZM49 147V146H48ZM55 147V146H54ZM65 147H66V145H65ZM101 147V146H100ZM107 147V146H106ZM178 147H180L179 145H178ZM195 147H196V145H195ZM208 147V146H207ZM206 147V148H207ZM210 147V146H209ZM209 147H208V149H209ZM214 147V146H213ZM246 147V146H245ZM244 146H243V149H247L248 147H246L245 148ZM7 148V147H6ZM12 148H14V146L12 147ZM24 148L22 149V147H21V145H20V149H22V150H20V152L22 153V151L24 150ZM35 148V149H36ZM45 148V147H44ZM43 148V149H44ZM51 148H53V147H51ZM62 148V147H61ZM64 148V147H63ZM62 148V149H63ZM74 148H72V149H74ZM78 149H79V146L77 147ZM97 148V149H98ZM203 147H200V149H202ZM205 148V147H204ZM212 148V147H211ZM253 148V149H252ZM261 148H262V146H261ZM5 148H3V150H4ZM49 149V148H48ZM55 149V148H54ZM60 149V148H59ZM69 149H70V147H69ZM94 149V148H93ZM108 149V148H107ZM106 149V150H107ZM242 149V148H241ZM240 149V151L242 152V150ZM249 149H250V147H249ZM249 149L248 150H245V151H249ZM264 149V148H263ZM13 150V149H12ZM16 150V149H15ZM41 150V149H40ZM40 150H38V153H39V151ZM45 150V149H44ZM47 150V149H46ZM51 150V149H50ZM57 150H58V147H57ZM65 151H66V149H64ZM80 150H82V149H80ZM92 150V149H91ZM96 150V149H95ZM100 150V149H99ZM99 150H97V151H99ZM104 150V149H103ZM210 150V149H209ZM6 152H7V150H5ZM8 151L10 152V148H8ZM26 151V150H25ZM28 151V150H27ZM54 151H56V150H54ZM61 151V150H60ZM59 151V152H60ZM70 151V150H69ZM83 151V150H82ZM81 151V152H82ZM96 151V155H98L97 152ZM105 151V150H104ZM108 151V150H107ZM201 151H203V149L201 150ZM244 151V152H245ZM256 152H252V156L254 157V153L255 154H257L258 152H257V150H255ZM18 152V151H17ZM16 152V153H17ZM36 152H37V150H36ZM41 152H43V151H41ZM51 152V151H50ZM68 152V151H67ZM67 152H65L66 154H69V153H67ZM71 152V151H70ZM79 152V151H78ZM81 152H79L78 154H80ZM91 152V151H90ZM89 152V153H90ZM95 152V151H94ZM94 152H91L90 154H92V153H94ZM100 152V151H99ZM243 152V153H244ZM246 152V153H247ZM259 152H261V150L259 151ZM12 153V155L14 154L13 152H11ZM11 153H10V155H11ZM19 153V152H18ZM27 153V152H26ZM28 153H30L29 151H28ZM45 153V152H44ZM49 153V152H48ZM56 153H57V151H56ZM61 153V152H60ZM62 155H64V152H63V150H62ZM83 153V152H82ZM85 153V152H84ZM89 153H87V155L89 154ZM102 153H103V151H102ZM105 153V152H104ZM103 153V154H104ZM107 153V152H106ZM245 153V154H246ZM263 153H264V150H263V152H262V155H263ZM20 154V153H19ZM36 154V153H35ZM42 154V153H41ZM47 154V153H46ZM58 154V153H57ZM65 154V155H66ZM77 154V156L79 157V155ZM89 154V155H90ZM95 154V153H94ZM239 154H241V153H239ZM239 154H238V161L234 164V170H233V174L231 175L232 176V180H231V182H230V184H229V186H228V188L226 189V186H225V189L226 190H224V191H226V192H229V194H230V196L228 197V199H226V200H220L219 199V201L217 202L218 203V205H217V209L216 210H214L213 212H211L210 213V215H209V222H208V228L213 232V231H215L216 232V240H214L215 241V243L214 242H212V243H214L213 245V248H211V250H213L214 252V254H213V260L211 261V262H207V261H204V264H263V259H264V172L263 171H261V166H263V165H260L259 166V160H257V157L256 158H254V159H252L253 157H251V159H249V160H246V157L245 158H243L242 160H241V158L245 155V154H241V156H239ZM261 154V153H260ZM4 155V154H3ZM12 155L10 156L11 158H12ZM30 155H32V154H30ZM37 155V154H36ZM39 155V154H38ZM37 155V156H38ZM64 155V156H65ZM76 155V154H75ZM80 155H83V154H80ZM260 156V157H263L264 158V156ZM1 156V155H0ZM5 156V155H4ZM18 156V155H17ZM29 156V155H28ZM46 156V155H45ZM50 156H52V154L50 155ZM56 156H58V155H56ZM56 156H55V158H56ZM63 156V157H64ZM71 156V155H70ZM85 156V155H84ZM92 156H94V155H91V157H89L88 156V158H91V161H93L92 160ZM103 156H105V155H102V157H101V155H100V157H101V159L103 158ZM255 156H257V155H255ZM258 156V157H259ZM15 157H16V155H15ZM32 157V156H31ZM30 157V158H31ZM34 157V156H33ZM36 157V156H35ZM39 157V156H38ZM47 157V156H46ZM54 157V156H53ZM59 157V156H58ZM61 157V156H60ZM68 157H69V155H68ZM78 157H76V158H78ZM81 157V156H80ZM107 157V156H106ZM105 157V158H106ZM1 158V157H0ZM26 158H27V156H26ZM29 158V157H28ZM66 158H67V155H66ZM70 158V157H69ZM71 158H73V155H72V157ZM82 158V157H81ZM84 159H86L85 157H83ZM88 158H87V161H89L88 160ZM95 158V157H94ZM6 159H8V158H6ZM15 159V158H14ZM34 159V158H33ZM61 159H62V157H61ZM64 159V158H63ZM96 159H98V156H96ZM107 159H108V157H107ZM106 159V160H107ZM111 159V158H110ZM110 159H109V161H110ZM21 160H22V158H21ZM24 160V159H23ZM26 160V159H25ZM35 160V159H34ZM67 160V159H66ZM76 160V159H75ZM78 160V159H77ZM80 160L81 159H79V162H77L76 161V163L78 164V163H80ZM263 160V159H262ZM5 161V160H4ZM9 161V160H8ZM10 161H11V159H10ZM30 161H32V158L30 159ZM69 161V160H68ZM71 161V160H70ZM86 161V162H87ZM94 161H96V160H94ZM101 161V160H100ZM2 162V161H1ZM82 162L84 163L85 162V160L84 161H81V164H82ZM103 162L105 163V160H103ZM111 162V161H110ZM4 163V162H3ZM25 162L23 161V164H24ZM96 163H98V161L96 162ZM107 163H109V162H107ZM263 164H264V162H262ZM261 163V164H262ZM6 164V163H5ZM4 164V165H5ZM68 164H70V163H68ZM74 164L75 163H73V166H74ZM92 164V163H91ZM100 164L102 165V161L100 162ZM99 164V165H100ZM110 164V163H109ZM3 164H2V166H4ZM26 165H27V163H26ZM29 165V164H28ZM87 165V164H86ZM88 165H89V162H88ZM93 165L94 166H92L94 169H93V172H94V170L96 169L95 168V162H93ZM105 165V164H104ZM104 165H102V166H104ZM107 165V164H106ZM105 165V166H106ZM6 166V165H5ZM4 166V167H5ZM80 166H82V165H80ZM90 166V165H89ZM87 167V168H91V167ZM96 166H97V164H96ZM101 166V167H102ZM104 166V167H105ZM76 168H77V166H75ZM75 167H73L74 169H75ZM79 167V166H78ZM107 167H109V165L107 166ZM1 168V167H0ZM26 168H28V167H26ZM73 168H70L71 170L73 169ZM97 168H98V166H97ZM263 168V167H262ZM22 169V168H21ZM73 169V170H74ZM81 169H82V167H81ZM84 169H85V167H84ZM104 169V168H103ZM105 169H107V168H105ZM264 169V168H263ZM262 169V170H263ZM1 170H2V168H1ZM4 170V169H3ZM70 170V171H71ZM72 170V171H73ZM76 170V169H75ZM74 170V171H75ZM88 170V169H87ZM97 170V169H96ZM95 170V171H96ZM99 170H102V169H100L99 168ZM229 170V169H228ZM17 171V170H16ZM69 171V172H70ZM71 171V172H72ZM77 171V170H76ZM85 172H86V169L84 170ZM92 171V170H91ZM98 171V170H97ZM106 171V170H105ZM104 171V172H105ZM231 171V170H230ZM229 171V172H230ZM2 172V171H1ZM12 172V171H11ZM68 172V171H67ZM90 172V171H89ZM101 172V171H100ZM74 173V172H73ZM73 173H72V175H73ZM78 174H79V171L77 172ZM95 173V172H94ZM97 173H99V172H97ZM224 173V172H223ZM228 173V172H227ZM231 173V172H230ZM75 174V173H74ZM89 174V173H88ZM93 173L91 172V174L90 175H92ZM99 174H101V175H98V177L99 176H101L102 177V174H103V171H102V173H99ZM222 174V173H221ZM80 175V174H79ZM78 175V176H79ZM94 175H96V174H94ZM74 176V175H73ZM76 176V175H75ZM81 176V175H80ZM77 177V176H76ZM75 177V178H76ZM95 177V176H94ZM211 177V176H210ZM213 177V176H212ZM93 178V177H92ZM103 178V177H102ZM178 178H179V176H178ZM177 178V179H178ZM181 178V177H180ZM179 178V179H180ZM188 178V177H187ZM191 178H193V177H191ZM214 178H215V181H217V180H220L221 179V177H220V175H218L217 177L216 176H214ZM226 178V177H225ZM94 179V178H93ZM92 179V181L94 182V180ZM99 179V178H98ZM183 179H184V177H183ZM204 178H202V180H203ZM231 179V178H230ZM81 180H82V177H81ZM103 180H105V179H103ZM102 180V181H103ZM191 180V179H190ZM79 181V180H78ZM90 181H91V178H90ZM89 181V182H90ZM91 181V182H92ZM98 182L99 180H97V178L95 179V182ZM102 181H101V179H100V181L99 182H101V183H98V184H96L95 183V185H99V184H103L102 183ZM177 181V180H176ZM189 181V180H188ZM188 181H182V182H180L179 181V187H184L185 188V190L186 191H190L191 189H194V186H193V182L191 183V182H188ZM201 181V180H200ZM103 182H106V181H103ZM223 183V182H222ZM104 184H106V183H104ZM196 185V184H195ZM94 186V185H93ZM99 186H101V185H99ZM103 186V185H102ZM101 186V187H102ZM90 187H92V184H91V186ZM89 187V189H90V192L91 193H89V190H88V194H89V196H90V194H92V191H91V189H93V187L92 188H90ZM104 187L105 186H103L102 188L104 189ZM102 188H96V191L98 190V189H102ZM107 188V187H106ZM1 189V188H0ZM95 189V188H94ZM94 189H93V192H94ZM105 191H106V189H104ZM103 191V190H102ZM223 191V187H221V189H219V192H224ZM87 192V191H86ZM98 192V191H97ZM101 192V191H100ZM104 192V191H103ZM107 192V191H106ZM105 192V193H106ZM216 192V191H215ZM1 193H3L2 191H1ZM87 194V195H88ZM97 194V193H96ZM99 194V193H98ZM103 194V193H102ZM106 194H108V193H106ZM228 194V195H229ZM3 195H5V194H3ZM2 196V195H1ZM1 196H0V198H1ZM93 196H94V194H93ZM104 196H105V194H104ZM108 196V195H107ZM3 197V196H2ZM96 197H98V196H96ZM96 197H94L95 198V200H96ZM100 197H102V196H100ZM109 197V196H108ZM93 197H92V203H94V202H96V201H93V199H94ZM103 198V197H102ZM105 198H107L106 196H105ZM222 198V197H221ZM3 199V198H2ZM5 199V198H4ZM3 199V200H4ZM90 199H91V197H90ZM98 199V198H97ZM109 199V198H108ZM136 199H138V198H136ZM100 200V199H99ZM102 200V199H101ZM100 200V201H101ZM111 199H109V201H110ZM1 201V200H0ZM103 201H105V199L103 200ZM109 201L107 200L106 202H108L109 203ZM91 202V201H90ZM1 203V202H0ZM92 203L90 204L91 206H92ZM97 203V202H96ZM101 203H105V202H101ZM101 203H99V204H101ZM178 203V202H177ZM102 204V205H103ZM3 205V204H2ZM94 205V204H93ZM96 205H98V203L96 204ZM109 205H110V207L112 206L110 203H109ZM109 205L107 204L106 206L105 205H103V206H105V207H109ZM149 207L148 208H152V205H154V206H156V204H154L153 202L150 204L149 203ZM4 206V205H3ZM38 206V205H37ZM53 206V205H52ZM56 206V205H55ZM36 207V206H35ZM40 207V206H39ZM88 207V206H87ZM90 207V206H89ZM94 207V206H93ZM98 207H99V205H98ZM101 207V206H100ZM109 207V208H110ZM115 207H117V206H115ZM124 207V206H123ZM123 207H121V208H123ZM2 208L3 207H1V210H2ZM50 208H52V207H50ZM55 208V207H54ZM54 208H52V209H54ZM57 208V207H56ZM97 208V207H96ZM120 208V207H119ZM146 208V207H145ZM174 208V207H173ZM35 209V208H34ZM38 209V208H37ZM41 209V208H40ZM58 209V208H57ZM99 209V208H98ZM111 209H113V208H111ZM115 209V208H114ZM113 209V210H114ZM125 209V208H124ZM124 209H121V210H123V212L121 211V210H118L117 212L116 211H112V212H110L111 210H109V213H113L112 214V216H113V218H112V221H114V223H113V225H112V227H113V230H114V228H115V232L114 233H116V235H117V232H118V230L120 231L121 230V232H126V234L125 235H127V232H131V231H134L135 233H138L140 236H141V243L142 244H144V246H146L148 243H151L152 241H153V239H154V236L155 235H157L156 233H157V231H158V229H157V227H156V229L154 230V232H152V234H149V232H147V230L145 229V221H141V223L137 226V228L135 227V225H134V222H133V218H131V217H129L130 216V213H129V215L128 214H126L125 212H124ZM103 210V209H102ZM107 210V209H106ZM116 210V209H115ZM127 210V209H126ZM125 210V211H126ZM3 211V210H2ZM38 211H39V209H38ZM55 211H56V209H55ZM88 211V210H87ZM100 211V210H99ZM104 211V210H103ZM155 211V210H154ZM5 212V211H4ZM3 212V215L5 214ZM37 212V211H36ZM54 212V211H53ZM85 212H86V210H85ZM90 212V211H89ZM102 212V211H101ZM188 212V211H187ZM209 212V211H208ZM45 213V212H44ZM46 213H47V211H46ZM46 213H45V216L47 217L48 215H46ZM51 213V212H50ZM50 213H48V214H50ZM84 213V212H83ZM99 213V212H98ZM108 213V214H109ZM53 214H55V213H53ZM140 214H141V212H140ZM207 214V213H206ZM26 215L27 214H25V217H26ZM97 215V214H96ZM101 215V214H100ZM99 215V216H100ZM104 215V214H103ZM102 215V216H103ZM133 215V214H132ZM208 215V214H207ZM5 216H7L6 214L4 215V218H5ZM28 216V215H27ZM42 216H43V214H42ZM45 216H43V217H45ZM53 216V215H52ZM106 216V215H105ZM138 216V215H137ZM149 215L147 214V212H145V214H141L138 218H140V220H145L147 217H148ZM1 217V216H0ZM8 217V216H7ZM39 217V216H38ZM46 217H45V219H46ZM50 217H51V215H50ZM133 217H135V218H137L136 216H133ZM24 218V217H23ZM36 218V217H35ZM40 218V217H39ZM49 218V216L47 217V219ZM62 218H64V217H62ZM103 218H105V217H103ZM106 218H109L108 216L106 217ZM7 219V218H6ZM5 219V220H6ZM20 219H22V218H20ZM28 219V218H27ZM27 219H25V221H27ZM44 219V218H43ZM47 219H46V221H47ZM52 219V218H51ZM55 218L53 217V220H54ZM83 219V218H82ZM100 219H102V217L101 218H99V220ZM19 220V219H18ZM18 220H17V222H18ZM37 220H40V219H37ZM42 220V219H41ZM80 220V219H79ZM109 220H110V218H109ZM0 221H1V219H0ZM7 221V220H6ZM8 221H9V218H8ZM7 221V222H8ZM12 221H13V219H12ZM12 221H10V223L12 222ZM21 221V224H22V220H20ZM20 221H19V224H20ZM29 221V220H28ZM28 221L26 222V223H28ZM51 221V220H50ZM50 221H49V224H50ZM66 221H67V219H66ZM89 221V220H88ZM98 221V220H97ZM104 221V220H103ZM147 221V220H146ZM150 221V220H149ZM148 221V222H149ZM2 222V221H1ZM0 222V223H1ZM42 222V221H41ZM52 222H54V221H52ZM51 222V223H52ZM85 221H83V223H84ZM136 222V221H135ZM139 222V221H138ZM205 222V221H204ZM14 223V222H13ZM24 223V226L26 225V223L25 222H23ZM35 223H37V222H35ZM46 223V222H45ZM58 223V222H57ZM98 223V222H97ZM102 223V222H101ZM111 223V222H110ZM6 224V223H5ZM9 224V223H8ZM28 224H30V222L28 223ZM53 224V223H52ZM60 224V223H59ZM58 224V225H59ZM100 224V223H99ZM103 224V223H102ZM144 224V225H143ZM153 224V223H152ZM12 225V224H11ZM10 224H9V226H11ZM39 225V224H38ZM43 225V224H42ZM42 225H40V226H42ZM46 225H48V224H46ZM64 225V224H63ZM93 225V224H92ZM97 225V224H96ZM107 225L108 224H106V228H107ZM150 225V224H149ZM1 226V225H0ZM4 226V225H3ZM3 226H1L2 228H3V230H4V227ZM7 226V225H6ZM21 226V225H20ZM20 226H18L19 228H21ZM33 226H34V224H33ZM32 226V227H33ZM45 226V225H44ZM44 226H42V227H44ZM53 226H54V224H53ZM55 226H57V224L55 225ZM54 226V227H55ZM0 227V228H1ZM26 227V226H25ZM29 227V226H28ZM31 227V226H30ZM31 227V228H32ZM49 227H50V225H49ZM78 227V226H77ZM98 227V226H97ZM111 227V228H112ZM147 227H148V225H147ZM199 227V226H198ZM10 228V227H9ZM8 228V229H9ZM12 229H14L13 227H11ZM16 228H17V226H16ZM30 228V229H31ZM102 228V227H101ZM159 228V227H158ZM12 229L10 230H7V231H9L8 233H10V231H12ZM26 229V228H25ZM24 229V230H25ZM104 229V228H103ZM102 229V230H103ZM109 229V228H108ZM191 229V226H189V225H187V226H185L184 227V229H183V232L184 231H186V232H188L189 230ZM202 229V228H201ZM207 229V228H206ZM2 230V229H1ZM2 230V231H3ZM17 230V229H16ZM91 230V229H90ZM105 230V229H104ZM111 230V229H110ZM110 230H109V232H110ZM1 231V232H2ZM21 231V230H20ZM27 231V230H26ZM31 231V230H30ZM29 231V232H30ZM56 231V230H55ZM59 231H60V229H58V233H59ZM63 231V230H62ZM100 231H101V229H100ZM112 231V230H111ZM152 231V230H151ZM1 232H0V235H2L1 234ZM23 232V231H22ZM28 232V231H27ZM57 232V231H56ZM74 232V231H73ZM108 232V233H109ZM7 233V234H8ZM17 233H18V230H17ZM66 233V232H65ZM107 232H106V234L105 235H107L108 234ZM7 234H4V235H6L7 236ZM14 230H13V236H14ZM24 234V233H23ZM28 234V233H27ZM49 234V233H48ZM59 234H62V233H59ZM110 234V233H109ZM196 234V233H195ZM194 234V235H195ZM198 234H199V232H198ZM10 235H11V233H10ZM17 235V234H16ZM15 235V236H16ZM20 235V234H19ZM30 235V234H29ZM118 235H120V234H118ZM124 235V236H125ZM129 235V234H128ZM127 235V236H128ZM131 235V234H130ZM203 235V234H202ZM214 235V234H213ZM213 235H210L212 238H213ZM3 236V235H2ZM14 236V239H13V237H12V235H11V243L13 244L14 243V241L12 242V240H15V237ZM121 236H122V234H121ZM123 236V237H124ZM139 236V237H140ZM193 236V235H192ZM206 237H207V235H205ZM21 237V236H20ZM107 237V236H106ZM115 237V236H114ZM183 237H185V236H183ZM187 237H188V235H187ZM199 237V236H198ZM210 237V238H211ZM8 238V237H7ZM56 238V237H55ZM112 238V237H111ZM115 238H118V236L117 237H115ZM121 238V237H120ZM135 238H136V236H135ZM215 238V237H214ZM6 239V238H5ZM4 239V240H5ZM10 239H8V240H10ZM19 240H20V238H18ZM18 239H17V241H18ZM61 239V238H60ZM114 239V238H113ZM148 239V240H147ZM187 239V238H186ZM197 239H199V238H197ZM196 239V240H197ZM200 239H201V237H200ZM199 239V240H200ZM0 240H1V238H0ZM4 240H1V241H3L4 242ZM7 240V239H6ZM7 240V241H8ZM22 240V239H21ZM131 240V239H130ZM136 240H138V239H136ZM183 240H184V238H183ZM182 240V241H183ZM201 240H203V239H201ZM200 240V243L202 242ZM16 241V242H17ZM24 241V240H23ZM22 241V242H23ZM61 241V240H60ZM67 241V240H66ZM129 241V240H128ZM134 241H135V239H134ZM193 241H194V239H193ZM204 241V240H203ZM3 242H1V243H3ZM70 242V241H69ZM210 242V241H209ZM6 243V242H5ZM8 243V242H7ZM25 243V242H24ZM125 243H126V241H125ZM136 243V242H135ZM175 243V239H173V240H171L170 241V243H169V247L170 246H172L173 244ZM190 243V242H189ZM198 243V242H197ZM17 244V243H16ZM18 244H19V241H18ZM20 244H21V242H20ZM19 244V245H20ZM60 244V243H59ZM65 244V243H64ZM67 244V243H66ZM193 244H194V242H193ZM204 244V243H203ZM202 244V245H203ZM7 245H9V243L7 244ZM22 245H24V244H22ZM30 245V244H29ZM91 245V244H90ZM123 245H124V243H123ZM126 245V244H125ZM133 245V244H132ZM166 245V244H165ZM187 244L185 243V244H182V245H180L181 247H184L185 248V246H186ZM201 245V244H200ZM10 246V245H9ZM26 246V245H25ZM31 246V245H30ZM29 246V248H31ZM36 246V245H35ZM60 246V245H59ZM114 246V245H113ZM140 246V245H139ZM152 246V245H151ZM188 246V245H187ZM210 246V245H209ZM1 247H3V246H1L0 245V258H5V257H9V256H3L4 254H6V252L4 253V250L3 249H1ZM8 247V246H7ZM20 247H21V245H20ZM23 247V246H22ZM176 247V246H175ZM194 247V246H193ZM13 248V247H12ZM12 248H10L11 249V251L13 252V250L14 249H12ZM17 248V247H16ZM24 248V247H23ZM66 248V247H65ZM115 248V247H114ZM113 248V249H114ZM122 248V247H121ZM126 249H125V254L126 255H128L129 257H132V256H134L133 255V252H131L130 251V249H128V248H133V247H131L130 245H127L126 247H125ZM141 248H143V247H141ZM202 248V247H201ZM204 248H205V246H204ZM206 248H207V246H206ZM7 249V248H6ZM35 249V248H34ZM95 249V248H94ZM136 249V248H135ZM149 249V248H148ZM160 249V248H159ZM2 250H3V252H2ZM19 250V249H18ZM21 250V249H20ZM121 250V249H120ZM137 250V249H136ZM204 250V249H203ZM209 250H210V248H209ZM8 251H9V248H8ZM15 251V250H14ZM66 251V250H65ZM90 251V250H89ZM96 251V250H95ZM123 251V250H122ZM138 251V250H137ZM160 251H161V249H160ZM208 251V250H207ZM11 252V253H12ZM16 252H18L17 250H16ZM24 252V251H23ZM78 252V251H77ZM146 252V251H145ZM151 252V251H150ZM108 253V252H107ZM142 253V252H141ZM191 253V252H190ZM202 253V252H201ZM211 253H212V251H211ZM19 254V253H18ZM24 254V253H23ZM36 254H38V253H36ZM111 254V253H110ZM138 254V253H137ZM210 254V253H209ZM9 255H12V254H9ZM62 255H64V254H62ZM132 255V256H131ZM176 255V254H175ZM190 255V254H189ZM194 255H196V254H194ZM193 255V256H194ZM212 255V254H211ZM19 256V255H18ZM27 256H29V255H27ZM121 256V255H120ZM200 256V255H199ZM14 257H17V256H14ZM20 257H22L21 256V254H20ZM20 257H19V259H20ZM105 257H106V255H105ZM109 257H111V256H109ZM112 257H113V254H112ZM135 257V256H134ZM178 257H180V256H178ZM187 257V256H186ZM11 258H13V256L11 257ZM28 258V257H27ZM26 258V259H27ZM159 258V259H158ZM158 258L156 259V260H154V261H150V258L149 259H146V261L144 260V262H142L141 264H162L163 263V260L158 256ZM193 258V257H192ZM209 258V257H208ZM16 259V258H15ZM18 259V258H17ZM132 258H129V260H131ZM187 259H188V257H187ZM207 259V258H206ZM2 260V259H1ZM0 260V262H2ZM4 260V259H3ZM14 260V259H13ZM21 260V259H20ZM35 260V259H34ZM122 260V259H121ZM126 260V259H125ZM182 260V259H181ZM200 260V259H199ZM211 260V259H210ZM209 260V261H210ZM6 260H4L3 262H5ZM8 261V260H7ZM10 262H11V260H9ZM23 261V260H22ZM28 261V260H27ZM118 261H120V260H118ZM117 261V262H118ZM135 261V260H134ZM30 262V261H29ZM120 262H122V261H120ZM180 262V261H179ZM193 262V261H192ZM200 262V261H199ZM7 263V262H6ZM5 263V264H6ZM9 263V262H8ZM23 263H25V261L23 262ZM31 263H32V261H31ZM114 263V262H113ZM119 263V262H118ZM117 263V264H118ZM178 263V262H177ZM181 263V262H180ZM2 264V263H1ZM12 264V263H11ZM15 264V263H14ZM28 264H30V263H28ZM34 264V263H33ZM121 264V263H120ZM126 264V263H125ZM199 264V263H198Z\"/></svg>",
    "mask_w": 264,
    "mask_h": 264
},
{
    "label": "clouds",
    "instance_id": "obj_3",
    "mask_svg": "<svg viewBox=\"0 0 264 264\" xmlns=\"http://www.w3.org/2000/svg\"><path fill=\"white\" fill-rule=\"evenodd\" d=\"M18 19V14L14 11H0V20H8L15 22ZM9 66L13 69H18L20 67V62L17 60L16 57L9 58ZM40 67L43 70L46 66L43 63H40Z\"/></svg>",
    "mask_w": 264,
    "mask_h": 264
}]
</instances>
